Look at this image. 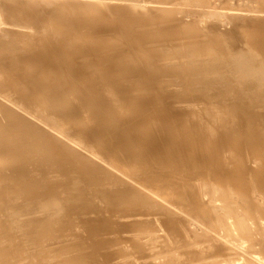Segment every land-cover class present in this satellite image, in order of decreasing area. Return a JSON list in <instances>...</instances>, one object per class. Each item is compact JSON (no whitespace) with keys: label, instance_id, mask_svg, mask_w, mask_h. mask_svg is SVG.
<instances>
[{"label":"bare ground","instance_id":"bare-ground-1","mask_svg":"<svg viewBox=\"0 0 264 264\" xmlns=\"http://www.w3.org/2000/svg\"><path fill=\"white\" fill-rule=\"evenodd\" d=\"M133 1H135L134 3H133ZM133 1H125V0H0V25L1 24H7V25H10V27H12V26H15V27H19V28H17L18 30L16 31L17 33L19 32L20 33V40L19 39H16L17 37L15 36V38L13 37V36H11L10 34H9V32H10V30H9V32H7V34L6 33H3L4 31H2V33L3 34H0V48H1V50H0V200H2V202L3 201H6V200H8V199H11V198H13L14 196H16L17 198L18 197H20L21 195H20V193H22V194H29V195H27V196H29V197H39L40 198V196L41 195H45V194H48V196L49 195H53V196H51V197H48L45 201H44V203L45 204H48L49 206H47L46 207V205H45V209H44V207L42 208V206L40 205V204H33V206H31V204H30V206L31 207H29L28 209H27V206L24 208V209H26L27 210V212L28 213H36V212H40L41 213V216H42V218H44L45 217V219H43V220H36L35 218L36 217H38V216H40V215H38V216H33V217H31V218H28L27 217V214L24 216V217H27L28 218V220L26 219V218H24V219H26V220H24V221H27V222H22L21 220H22V218H21V222H19V224L21 225L20 227H24L22 230H21V232H24L23 230H26V231H30L31 233H29V232H27V234L29 233V234H32V233H35V234H33V236L35 237V238H38V239H44V241L45 242H47V240L48 239H52L53 237L52 236H54V238L56 237V240H57V238L58 237H60L59 236V234H63L65 231H66V228H65V231H63V233H62V230L58 227V231H59V229L61 230V231H59V234L57 235V230H56V228H57V223L59 224V226L60 225H62V229L64 230V227L63 226H68V224L70 225L71 224V222L69 221L68 222V224L65 222L66 220H60V218L62 217V216H64V215H62L61 214V206L59 205V204H61V203H59L58 202V199L59 198H57L56 196H54V195H57V191H56V189L55 188H53V189H51V191H45V192H43V190L41 189L40 190V188H42L43 186L42 185H44V184H42L41 186H39L40 188L39 189H37V191L36 190H34V189H36L35 187H31V188H29V185L31 184V180H29V182H30V184H29V182H28V184H27V179H26V184L24 183V182H22L23 183V185L25 184V185H27L28 186V189L26 190L25 188H23V186H22V184L20 183V180L19 181H17L16 180V178L15 177H12V175L8 172V167H11V166H13V165H11V164H13L14 163V165H15V162L14 161H17L18 160V158H20L21 156H22V154H19L18 153V151L17 150H15L14 149V147H17V146H15V144H17V140H18V142H20L21 141V143H26V136L24 137V135H21L20 134V136L17 138V139H15L14 138V136H13V134H10V132H9V130H8V128H6V126L4 127V124H6V125H11V126H14V123L17 121V123H20V124H22V125H24V126H27L28 127V129L29 128H31L32 129V131H31V134L33 135L34 134V136H37L36 134H39L41 137H42V139H44L43 140V142H39V143H37V142H35V143H37V144H39L40 146L38 147V146H36V145H33V144H31V142H27L25 145L26 146H28L27 148H23L22 149V152H24V151H30V152H32V153H38L39 155H40V157L43 159V160H45V161H48L49 163H50V165H53V164H56L57 162L55 161V163L53 162L54 160H58V162H61L62 163V165H64V166H66V173L65 174H67L68 175V177L70 176L71 178H73L74 179V175H77V177L76 178H78V179H76L75 181L76 182H78V180H80V178H81V176H85V174L87 173V169H90V171L91 170H93L94 172L96 171V173H101L102 175L104 174V175H106V177H108V179H109V182L111 181L112 183H115V184H119V183H121V185H122V188L123 189H121L120 191L117 189V188H119L118 187V185H117V187H116V191H119V192H121L122 190H124V191H122V193L121 194H116V193H118V192H116L115 193V191H114V194L118 197V196H123L124 197V199H127L126 197H130L131 198V196L134 198L133 200H132V202L133 201H135V200H137L138 202H142L143 204L145 203V204H147V205H150L149 207H154V208H156V209H158V210H160V208L163 206V205H165L166 206V210H167V207H169L168 208V211H170V205H172V203L169 205V204H167V205H169V206H167L165 203L166 202H164V204H162L160 201L161 200H159V197L161 196H159V192H157V191H159V189H162V191H163V193H164V190L163 189H166L167 191H168V193L169 192H171L173 195H175V197H177V198H179V199H182L183 200V198L184 199H186V200H190V199H188V197H191V194L190 193H193L192 192V190H193V188H195V186L196 185H194L193 183V187L191 186V184H189V182H190V178H189V180H187L186 178V181H184V180H182V179H180L182 176L184 177L185 175H187V169L188 168H186L185 169V171H186V174H183L182 176H180V178L178 179V177H179V175H181V172H177V174L178 173H180L179 175H177L176 173H173L174 175H170V174H168L169 172H171V170H173L174 172H176L175 171V169H173V168H175L176 166H174V165H176V162L174 163V165H173V168L172 169H170L169 171H167L166 169H163L162 167H164L165 165L163 164L164 162L163 161H165L166 159H168L169 158V155H168V153H170V152H166L167 153V155H165V154H162V151L165 149V148H167L166 147V145L169 143V140H168V143L166 142V145L165 146H161L162 145V143H160V141H162L163 142V139L162 140H160V141H158L160 144V146L162 147V151L160 152V151H158V153L160 152L162 155H165V156H168V158H166L165 156H164V158H162V156H160L159 154H157V156L159 155L160 157V162H163V163H157L158 162V159H157V156H155V159L157 160H154V161H150V163L151 162H153V164H154V162L155 163H157V164H163V166H161V170H159L160 168L158 167V166H160V165H158L157 166V168H159V169H157V168H153V170L151 169V171L152 172H154V171H157V170H159V171H157L156 173H152V174H148L147 176H145L144 178H145V180H143V179H140V178H137L136 177V175H131V174H133L132 172H135V174L137 173L138 175H140L139 174V171H140V169L144 172V170L143 169H145V168H147V165L149 164V162H147L148 164L147 165H145L146 164V161L148 160V159H146V161H142V159H139V158H134V156L137 154H142L143 152L145 153V152H147V153H150V151L151 152H153L154 151V149H151V150H148V149H146V151H143L144 149H145V147H143V149L141 150V148L140 147H142V146H140L141 145V142L142 141H144L143 139L141 140V139H139V141L141 140V142L139 143V146L138 147H136L135 145L138 143L137 142V140L138 139H136L138 136H139V133H143V134H141V137L140 138H142V137H145V138H147L148 136H147V132H146V136H144V132H143V129H145V127L144 128H142L141 129V132H132V131H129V128H128V126H126L127 128L126 129H128L127 130V133H129V134H131V132L133 133L132 135H137V137L136 138H134V137H132V140H129V139H127V141H126V138H125V126H123L124 127V132H120L121 134L123 133V135H125V136H123V137H121V139H120V135L121 134H119V133H115V135H117V136H119V140H118V142L120 141V140H122V138H124L125 140H123L122 142H125V143H127L128 142V140L129 141H131V145H134V144H132V142H133V138H134V141H135V139H136V141H135V150L134 151H136L135 152V154L134 155H132V156H130L131 154H132V152H134V151H132L133 149H132V147H131V150H130V152H131V154L129 155V153H122V151H124V149H123V147L125 148V152H129V150H127L126 149V144L124 143V144H122L121 146H120V144L118 145L117 143H116V141L114 142L115 144H111V141H109L110 140V138H111V140H113V138L115 137V136H112V133L113 132H111L110 133V135L108 134V136L110 137L108 140L106 139V134L104 133L105 131H103V129H104V125L105 124H101L103 127V129L101 130L100 128H99V123H101L100 122V120L102 119V118H104V117H102L101 116V119H99L100 117L96 114L97 113V111H100V108L99 107H97L96 105H95V103L94 102H92V103H94V104H92V103H90V102H88V100L89 99H87L86 98V100L83 98V96L81 95V94H79L80 92H81V88H83L84 86H82V84H79V86L81 85L82 87L80 88L79 87V95H81L82 96V98L85 100V103L86 102H88L87 104H86V107L85 106H83V104L81 105V106H83V107H85V109H86V112L85 113H87V114H83V117H80V115L82 114V112H81V114L79 115V112L80 111H78V109L76 110V109H73V108H77V106H72V104L71 103H69V105H70V107L72 106L73 108V110L70 112V111H68L69 113H67V110H66V108H69V107H66V105H68L67 103H68V101H70V100H72V103H73V99L74 98H76L77 97V95L74 97L73 95L74 94H72L71 95V93H73V92H71L72 91V89H74V88H72V87H75V85H73V83H72V87H71V85L70 84H67V85H69V88L71 87L72 89L69 91V92H71L69 95H71V97H70V99L68 100V98H67V96H66V98H67V100H66V98L64 97V95H65V93H66V91H65V93H63L64 92V90H66L67 88H68V86L66 87V86H64V89H63V92H62V90H59V87H60V85L59 86H54V87H52L51 85H50V82H51V80L49 81V79H51V77L53 76V75H51L53 72H58L57 73V75H55L54 74V76H53V78L55 79H57V83L58 82H60V81H63L64 80V82L63 83H65V80L67 79L66 78V76H67V73L69 72V74H70V70H73V68L70 66V68L71 69H69V67H68V69H66V71L64 70L65 69V64H66V61H69V59L70 58H67V56L69 57V55L70 54H68V52L67 53H65L64 51V49H67L68 50V47H69V45H67L66 44V40L65 39H67L66 38V35H65V33H64V29H65V24H66V22H68V20L69 19H71L72 17H74L75 18V20L76 21H78L80 24H78V26L79 27H83V29L82 30H85V28L87 27L88 29H90L89 31L91 32V38H90V40L92 41V43H94L95 45L94 46H96L94 49H95V54H96V52L97 51H100V56H102L101 58L99 57V56H94V58L95 59H91V58H93V57H90L88 54H89V52L87 51V48H88V45L85 47L86 49H83L82 48V52H83V54L84 55H88L89 57H90V59L92 60H88L89 59V57H88V61H89V64H91V66H93L92 68L94 69V70H92V71H94L96 74H95V78L92 76V78H94V79H96V81H97V86L99 85L100 87H105V89L106 88H108V91H109V94H110V90L112 91L111 93H113L114 92V94H117V93H120L121 94V92H126V93H123L122 95H120V97L121 96H123L124 94H126V98L128 97V96H130V95H127V93L129 94V93H133V94H131L133 97L134 96H136L137 95V97H139V99L137 100V97H136V99H134L132 96V98H130V99H126V101H124L125 100V98H124V100H120L119 98H117V100H116V98L114 99L115 100V103L113 102L112 104H110V100L107 102L106 100L105 101H103L104 99V97H102L103 95H101L102 93H94V94H98V95H101V97H97V99L98 98H102L101 100V104L103 105L104 103H102V102H107V103H109L108 105L110 106V105H112L114 108H116L117 109V111H118V109H120V110H122L123 108H122V106H124V108L125 109H123L125 112L128 110V108H130V107H134L135 108V106H138V105H143L144 106V104L142 103V102H140V95H147L146 93H148V92H151L152 90L151 89H154V90H156L157 92H158V90L157 89H165L164 87V85H167V83L166 84H164L163 85V87H162V85H161V83L159 84V85H153V82H155L154 81V78H153V80L152 79H150V77H157V78H161V76H164V74H168V75H179V77H181V79L183 80V83H185L184 81H186V79H187V81H188V78H189V82H193V83H195V82H198L197 81V79L199 78V77H197V79L195 78L196 76H198L199 74H195V77L194 78H191V77H193V76H191L190 75V72L192 71V68H196L195 66L197 65V67L199 66V67H203V68H205V69H202V68H196L197 69V71L200 73V71H202V70H206V69H208L207 71H208V74H209V68H210V70L211 69H213L214 71H216V70H220L221 68H222V66L224 65H226L225 67H227L228 68V66H227V64L228 65H230L229 64V62L228 63H226L225 64V61L226 60H229V61H232V63H231V65L233 64L234 65V63H236L235 61H238V63L239 64H241V66H239L240 67V69H244V67H243V63H244V65L245 66H247V67H249L250 69H252L254 72H252L254 75H256L257 76V78H258V80H259V78H260V80H259V82L261 81V80H263L261 77L263 76L264 77V0H133ZM133 4H132V3ZM68 8H71V11H72V8L74 9V10H76V12L74 11H72L73 13H71L70 11H66V10H68ZM241 8H245L246 10H238V9H241ZM187 10H192V13H193V10L196 12V14H192V15H189V13L191 14V12H187ZM40 12V13H39ZM70 12V13H69ZM198 13H200V14H198ZM216 16H219L220 18H217ZM72 21H74L73 19H72ZM115 21H117V22H115ZM210 21H213L214 22V25H208V22H210ZM75 22V21H74ZM200 23H205V24H200ZM43 24V25H42ZM75 24V23H74ZM12 25V26H11ZM6 26V25H5ZM76 26V25H75ZM8 27V26H7ZM240 27H242V28H240ZM238 28H240V29H242V30H239ZM2 29V28H1ZM10 29V28H9ZM30 29H32V30H30ZM35 29V31H33ZM67 29H69V28H67ZM71 29V28H70ZM5 30H7V29H5ZM81 30V29H80ZM80 30L78 31V32H80ZM13 31V30H12ZM30 31H33V33L32 32H30ZM66 31V30H65ZM69 31V30H68ZM6 32V31H5ZM14 32V31H13ZM82 32V31H81ZM0 33H1V31H0ZM69 33H70V31H69ZM73 34V33H72ZM68 35V34H67ZM18 36V37H19ZM70 36V35H69ZM35 37V38H34ZM68 37V36H67ZM80 37V38H79ZM76 40H79V41H82V43H84L83 41H85L84 40V38H83V35H81L80 33H79V35H77L76 37ZM22 39V40H21ZM19 40V41H18ZM64 40H65V42H64ZM23 41V42H22ZM25 41V42H24ZM75 41V40H74ZM41 42V43H40ZM64 43H65V45H67V48H66V46L64 45ZM76 44V43H75ZM74 43H73V45L71 46V47H74V45H75ZM70 45H71V43H70ZM79 45V44H78ZM77 44H76V46H78ZM86 45V44H85ZM81 47H82V45H80ZM92 46V45H91ZM70 47V48H71ZM90 47V46H89ZM92 48V47H91ZM76 49V48H75ZM79 49V48H78ZM70 51L72 50V49H69ZM81 50V49H80ZM88 50H89V48H88ZM92 50H93V48H92ZM86 51H87V53H86ZM74 52H76V50L74 51ZM81 52V51H80ZM67 55H65V54ZM86 53V54H85ZM91 53V52H90ZM262 53V54H261ZM72 54V53H71ZM75 54V53H74ZM92 54V53H91ZM87 55L85 56V58H87ZM72 56V55H71ZM74 56V58H73V60L75 59V55H73ZM72 56V57H73ZM177 56V57H176ZM77 57V59L79 58V55L78 56H76ZM82 57V56H81ZM177 59H176V58ZM83 58H84V56H83ZM83 58H82V61H83ZM84 58V61L86 60ZM19 60H23V61H25V62H19ZM79 60V59H78ZM170 60H173V62H169ZM87 61V62H88ZM91 61V62H90ZM233 61H234V63H233ZM241 61V62H240ZM18 62H19V64H20V66L19 65H17L18 64ZM78 62H81V61H78ZM87 62H85V63H87ZM15 63H17V64H15ZM21 63H23V64H21ZM25 63V64H24ZM84 63V62H83ZM85 63H84V65H85ZM17 65V69L15 68L16 66L15 65ZM68 64V63H67ZM81 64H82V62H81ZM88 64V65H89ZM238 64V65H239ZM21 65H22V68H23V70L21 69ZM25 67H27V68H25L24 69V66ZM230 65V67H229V69H228V72H229V70L231 71L232 69H234L235 67V65H236V67L238 68V66H237V64H235L233 67L234 68H232V66ZM18 66H19V68H18ZM66 66H68V65H66ZM75 66V65H74ZM78 67L80 66V65H77ZM76 66V67H77ZM88 67V66H87ZM86 67V68H87ZM246 67V70L248 69ZM67 68V67H66ZM79 68H81V67H79ZM91 68V67H90ZM91 68V69H92ZM226 68V69H227ZM231 68V69H230ZM82 69H83V67H82ZM191 69V70H190ZM195 69V70H196ZM224 69V68H223ZM250 69H249V71H250ZM16 70H18V71H16ZM20 70H22V72L23 73H21V71ZM74 70H75V68H74ZM73 70V71H74ZM88 70V69H87ZM194 70V69H193ZM234 70H236V69H234ZM251 70V71H252ZM29 71H31V73L29 72ZM77 71V70H76ZM79 71V70H78ZM196 71V72H197ZM220 71H222V69L220 70ZM219 71V72H220ZM224 71V70H223ZM227 71V70H226ZM240 71V70H239ZM239 71H236L237 72V74H238V72ZM248 71V70H247ZM251 71H250V74L249 75H252V73H251ZM67 72V73H66ZM75 72V71H74ZM80 72V71H79ZM193 72V71H192ZM195 72V73H196ZM203 72V71H202ZM201 72V76H200V79L202 78V76L203 75H205V72H203L202 73ZM219 72H217V73H219ZM236 72H234L235 73V76H237L238 77V75H236ZM241 72V71H240ZM239 72V73H240ZM244 72V70L242 71V73ZM30 73V74H29ZM85 73V72H84ZM211 73V72H210ZM223 73V72H222ZM24 74V75H23ZM50 74V75H49ZM160 74V75H159ZM212 74H214V72L213 73H211V74H209L210 76L212 75ZM227 75L226 76H229V78L230 79H228V80H230V84H228V81H227V84L228 85H226V88L227 89H229V91H227V92H231V94L230 93H228L229 95H230V97H232L233 96V94H232V92L234 93L235 92V89H236V87H235V89H234V86L237 84V83H235V82H239L238 80H240L241 81V79H243V80H247L248 81V79H245L246 78V76L248 75H246V74H244L245 75V78H235V79H233V80H231V74H232V71H231V74H228V73H226ZM74 75V74H73ZM82 75V74H81ZM209 75H206L207 77L209 76ZM217 76L219 75V74H216ZM215 75V76H216ZM221 75V74H220ZM223 76H225L224 75V73L222 74ZM221 75V76H222ZM248 75V76H249ZM253 75V76H254ZM173 76H171V78H173ZM205 76V77H206ZM209 76V78L208 79H210L211 77ZM213 76V75H212ZM214 76V79L216 78L217 79V81H218V78H219V76L218 77H215ZM223 76L221 77L222 79H226L227 77H224L223 78ZM243 75H240V77H242ZM247 76V77H248ZM253 76H251V77H253ZM72 77V76H71ZM88 77V76H87ZM165 77V76H164ZM178 77V78H179ZM232 77H234L233 76V74H232ZM250 77V76H249ZM250 77V78H251ZM66 78V79H65ZM69 78V77H68ZM78 78V77H77ZM84 78V77H83ZM89 78H90V76H89ZM156 78V79H157ZM163 78V77H162ZM165 78H167V77H165ZM161 79L162 80V82H165L168 78H170V77H168L167 79ZM171 78L170 79H168V80H170L171 81ZM178 78H177V81H179L180 80V78H179V80H178ZM192 80H191V79ZM220 78V79H221ZM253 78H255V76L253 77ZM256 78V79H257ZM76 79V78H75ZM75 79H74V81H75ZM185 79V80H184ZM196 79V80H195ZM199 79V80H200ZM202 79H204V78H202ZM201 79V80H202ZM207 79V78H206ZM206 79H204V81L201 83V85L202 84H204V83H206V82H208L209 84H211V82H209L208 80L205 82V80ZM213 79V80H214ZM221 79V81H223ZM73 80V79H72ZM87 81H89L90 79H86ZM86 80H83L82 81V78H81V82H84L85 84H87V83H89V82H92V81H89V82H87L86 83ZM158 80V79H157ZM164 80V81H163ZM173 80V79H172ZM193 80H195V82L193 81ZM212 80V79H211ZM210 80V81H211ZM227 80V79H226ZM242 80V81H243ZM255 80V79H254ZM254 80H249V81H254ZM67 81V80H66ZM69 81H71L70 79H69ZM174 81V80H173ZM175 81H176V79H175ZM176 81V82H177ZM186 81V82H187ZM215 82H214V85H215V83H217L216 82V80H214ZM220 81V80H219ZM244 81V83H246ZM54 82V84H55V81H53ZM167 82V81H166ZM169 82V81H168ZM175 82V83H176ZM191 82V84H193ZM213 82V81H212ZM252 82L250 83L251 85H252ZM256 82H258L257 80H256ZM264 82V81H263ZM52 83V82H51ZM69 83V82H68ZM157 83V82H156ZM155 83V84H156ZM159 83V82H158ZM182 83V82H181ZM188 83V82H187ZM200 83V82H199ZM207 83V84H208ZM220 83V82H219ZM219 83H217L216 85H217V87L219 88V86H218V84ZM222 83H224V81L222 82ZM222 83L221 84H219L220 86H223L222 85ZM240 83V82H239ZM238 83V84H239ZM248 83V82H247ZM254 83V82H253ZM261 83V85L260 86H262V88H263V90H264V87H263V83L262 82H260ZM60 84V83H59ZM173 84V83H172ZM177 84V83H176ZM176 84H174V85H176ZM198 84V83H197ZM207 84H204V85H206L207 86ZM256 84V83H255ZM254 84V85H255ZM53 85V84H52ZM57 85V84H56ZM62 85H65V84H62ZM61 85V86H62ZM89 85V84H88ZM91 85V84H90ZM169 85H170V83H169ZM183 85V84H182ZM180 85L181 87V89H182V87L183 86H186V84L185 85ZM188 85V87H189V90H188V92H186L185 90H184V92H182L184 95H187V96H189L188 94H189V92H191L190 91V89H194V88H196V87H194V85L196 86V84H193V86H190V84L188 83L187 84ZM214 85H213V83H212V85H210V86H213V88H214ZM216 85H215V87H216ZM244 85H246V84H244ZM244 85H243V87H244ZM96 86V87H97ZM176 86H178L179 87V84H177ZM206 86L204 87V86H202V87H204V89H203V91L205 92V89H206ZM210 86L208 87L209 89H210ZM240 86V85H239ZM238 86V87H239ZM249 86V85H248ZM248 86H247V88L246 89H248ZM260 86H259V89H260ZM65 87H66V89H65ZM78 87V84H76V88ZM89 87H92V86H89ZM95 87V88H96ZM100 87H99V89H98V87L96 88V89H98V90H100L101 91V89H100ZM169 87V86H168ZM171 87V86H170ZM187 87V88H188ZM200 87V86H199ZM196 88L195 90H197V89H200V88ZM237 87V88H238ZM253 87H255V86H253ZM257 88H258V83H257V86H256ZM62 88H63V86H62ZM86 88V87H85ZM85 88H84V91L86 92L87 90H85ZM93 88V87H92ZM94 88V89H95ZM174 88H175V86H174ZM183 88H185V89H187L186 87H183ZM206 89V91L207 90H209V89ZM212 88V87H211ZM212 88V89H213ZM218 88H217V90H218ZM221 88V87H220ZM226 88H222L221 90H226ZM251 88H252V86H251ZM261 88V89H262ZM53 89H55V90H53ZM61 89V88H60ZM168 89V88H167ZM167 89H166V91H167ZM173 89V88H172ZM172 89H170V91H172ZM179 89V88H178ZM178 89H176L177 91H178ZM239 89H242V88H240L239 87ZM243 89H245V87L243 88ZM254 89V88H253ZM261 89H260V91H261ZM69 89H67V91H68ZM75 91H77V89H74ZM91 90L92 89H90L89 90V92H91ZM169 90V89H168ZM220 90V91H221ZM234 90V91H233ZM237 90V89H236ZM249 90H251V91H256V89L255 90H252V89H248V91ZM84 91H82V93L84 92ZM104 90H103V88H102V91L101 92H103ZM106 91V90H105ZM104 91V92H105ZM107 91V92H108ZM162 91H164V90H162ZM169 91V92H170ZM174 92H177V91H175V90H173ZM181 91H183V89L181 90ZM180 91V92H181ZM202 91V92H203ZM210 91H212V90H210ZM209 91V92H210ZM219 91V90H218ZM237 91H240V90H237ZM257 91H258V89H257ZM17 92V93H16ZM19 92V93H18ZM106 92V93H107ZM173 92V93H174ZM179 92V93H180ZM204 92L201 94V95H203L204 94ZM214 92L216 93L217 91L214 89ZM222 92V91H221ZM226 92V91H225ZM152 93V92H151ZM159 93H160V90H159ZM172 93V94H173ZM178 93V92H177ZM192 94L194 93V91H192L191 92ZM199 93H201V89H200V92ZM198 93V94H199ZM206 93H208V91L206 92ZM214 93V94H215ZM222 93H224V91L222 92ZM241 93V92H240ZM257 93V92H256ZM258 93H259V91H258ZM257 93V94H258ZM261 93V92H260ZM66 94H68V93H66ZM84 95H85V93H83ZM87 94L89 95V94H91V93H88L87 92ZM108 94V93H107ZM113 94V95H114ZM139 94V95H138ZM157 94V93H156ZM165 94H168L167 92L165 93ZM194 94H196V93H194ZM209 94V93H208ZM210 94H212V95H214L212 92L210 93ZM209 94V96H208V98L207 99H205V97L204 96H200L199 98L200 99H202L201 97H203L204 98V100H208V102H211V100H209L210 98L209 97H211L212 95H210ZM219 94V93H218ZM217 94V96H219ZM225 94V93H224ZM239 94V93H238ZM261 94H264V92L263 93H261ZM261 94H258V95H261ZM79 95H78V97H79ZM106 94H104V96H105ZM118 95V94H117ZM151 95V94H150ZM149 95V96H150ZM157 95H159V94H157ZM164 95V94H163ZM171 95V94H170ZM197 95V94H196ZM232 95V96H231ZM73 96V97H72ZM81 96H80V98H79V100L80 101H82L81 99ZM91 96V95H90ZM107 96V95H106ZM110 96H111V94H110ZM148 96V95H147ZM152 96H153V94H152ZM161 97H162V94L160 95ZM173 96H174V94H173ZM173 96L171 97V98H173ZM180 96H182L181 94H180ZM193 96H195V95H193ZM239 96H240V94H239ZM238 96V97H239ZM255 96V97H254ZM262 97L264 96V95H261ZM69 97V96H68ZM87 97V96H86ZM94 97V96H93ZM156 97V96H155ZM170 97L168 98L169 100H172V99H170ZM177 97H178V94H177ZM191 97V96H190ZM198 97V96H197ZM220 97H221V99H227V97H228V95H227V97L225 98V97H223L222 95H220ZM220 97H219V100H220ZM229 97V98H230ZM233 97H235V95L233 96ZM237 97V98H238ZM242 97V94H241V96L239 97V100H240V98ZM246 97V95H244V98ZM262 97H260V98H262ZM88 98H90V97H88ZM106 98V97H105ZM107 98H109V97H107ZM106 98V99H107ZM112 98H114V97H112ZM122 98V99H123ZM144 98V97H143ZM142 98V99H143ZM145 98H147V97H145ZM144 98V99H145ZM152 98V97H151ZM157 98H158V96H157ZM164 98H166V96H164ZM188 98V97H187ZM194 98H196V97H194ZM194 98H193V100H194ZM213 98H214V100H212V101H214L215 102V99H218V98H216V97H214L213 96ZM212 98V99H213ZM228 98V99H229ZM236 97H235V99H237ZM246 98H248V97H246ZM250 98H251V96H250ZM253 98L254 99H258L259 98V96H258V98L256 97V95H253ZM4 99V100H3ZM77 99V98H76ZM94 98H92L91 99V101L93 100ZM97 99H94L95 100V102H98V103H100L99 101H100V99H98V101H97ZM110 99H111V97H110ZM133 99V100H132ZM143 99V100H144ZM160 99V98H159ZM163 99V98H162ZM162 99H160L161 101H163ZM191 99V98H190ZM231 99H233V98H231ZM78 100V99H77ZM142 100V101H143ZM160 100H158V101H160ZM165 100H167V99H165ZM203 99H202V103H203V101H204ZM238 99H237V101H239ZM243 99H241V101H242ZM246 99H244V101H245ZM248 100H249V98H248ZM263 100H264V98H263ZM80 101H76L77 102V104L80 102ZM90 101V100H89ZM113 100L111 99V102H112ZM146 101V100H145ZM148 101V100H147ZM156 101V100H155ZM157 101V102H158ZM229 101V100H228ZM228 101H227V103H228ZM235 101V100H234ZM233 101V102H234ZM243 101V102H244ZM255 102H256V100H254ZM154 102V101H153ZM168 102V101H167ZM171 102V101H170ZM188 101H186V103H187ZM196 102H198V101H195L194 103H196ZM199 102H201V101H199ZM216 102H220V104H221V100L220 101H216ZM216 102H215V104L214 103H212L213 104V106H215V105H217L218 106V104H216ZM232 101H229V104L232 106H230L231 108H235L236 107V105H237V103H236V105H234L235 104V102H234V106L232 105V103H233ZM248 102V101H247ZM254 102V105L257 103H260L259 101H257L256 103ZM261 102H262V100H261ZM80 103H83V101L82 102H80ZM80 103H79V105L78 106H80ZM145 103V105L147 104L146 102H144ZM149 103V102H148ZM151 103V102H150ZM159 103V102H158ZM162 103V102H161ZM165 103V102H164ZM172 103V102H171ZM175 103H176V101H175ZM184 103V102H183ZM186 103H184V104H186ZM193 103V102H192ZM191 103V104H192ZM207 103V102H206ZM239 103V102H238ZM242 103V102H241ZM240 103V104H241ZM244 103H246V102H244ZM264 103V102H263ZM115 104V105H114ZM168 104V103H167ZM179 104V103H178ZM199 104V103H198ZM197 104V106L198 107H196V108H199V106H201V104L200 105H198ZM209 104H211V103H209ZM225 104V106L227 107V108H229L228 106H229V104L227 105L226 104V102L224 103ZM243 104V103H242ZM241 104V105H242ZM248 104H249V102H248ZM251 104V103H250ZM261 104V103H260ZM68 105V106H69ZM74 105H76L75 103H74ZM142 105H141V107H142ZM148 105V104H147ZM146 105V106H147ZM152 105H153V103H152ZM162 105V104H161ZM168 105H170V104H168ZM175 105V104H174ZM182 105V104H181ZM193 105V104H192ZM241 105H237L238 107L240 106V108H241ZM244 106L245 105H247V103L246 104H243ZM252 105V104H251ZM262 105H264V104H262ZM262 105H259L258 106V108L261 106L262 107ZM98 106H101V105H99L98 104ZM109 106L108 107H106V109H105V111L103 112V114L105 113V114H107L106 113V110H110V109H107V108H109ZM112 106H110V108H111V111L113 110L112 108ZM116 106H119V107H121V108H119V107H116ZM180 106V105H179ZM186 106H188V105H186ZM209 106V105H208ZM211 106V105H210ZM209 106V107H210ZM213 106H212V109L211 108H207V109H211V111H216V112H218L219 111V109H218V107L220 106L221 107V105H219L218 107L217 106H215V107H217V109L218 110H214V108H213ZM222 106H223V104H222ZM82 107V110L84 109ZM126 107H127V110H126ZM150 107H152L151 109H154V107L153 106H151L150 105ZM149 107V108H150ZM155 107H156V105H155ZM158 107H160V105L158 106ZM184 107H185V105H184ZM191 107V106H190ZM194 107V106H193ZM204 107V106H203ZM243 107V106H242ZM264 107V106H263ZM81 108V107H80ZM79 108V109H80ZM101 108H103V110H104V108H105V104H104V107H102L101 106ZM139 108H140V106H139ZM139 108H137L136 107V109L137 110H139ZM144 108V107H143ZM148 108V109H149ZM179 108V107H178ZM181 108H182V106H181ZM192 108V107H191ZM205 108V107H204ZM226 108V109H227ZM239 108V109H240ZM247 108V107H246ZM249 108V107H248ZM248 108L246 109L247 111L245 112L246 113V115H247V117L248 118H253L254 116L253 115H251V111L254 113V111L253 110H251L250 108V111L248 110ZM256 108H257V105H256ZM71 109V108H70ZM116 109H114L113 111H115ZM131 109V108H130ZM142 109V108H141ZM157 109H159V108H157L156 107V110L155 111H157ZM170 109V108H169ZM172 109V108H171ZM200 109H203V108H200ZM222 109V108H221ZM220 109V110H221ZM223 109H225V107L223 108ZM230 109V108H229ZM238 109V108H237ZM239 109H238V111H236L237 112V114L239 113ZM245 109V108H244ZM244 109H243V112H244ZM81 110V109H80ZM120 110L118 111V112H120ZM133 110V109H132ZM143 111H146V110H144V109H142ZM154 110H153V112H154ZM162 110H163V108H162ZM164 110H165V105H164ZM177 110V109H176ZM186 110V109H185ZM194 110H195V108H194ZM206 110V109H205ZM228 110V109H227ZM227 110H222V111H226V113H227ZM233 110V109H232ZM231 109L229 110L230 112L232 111ZM85 111V110H84ZM124 111L122 112V113H124ZM129 111H131V110H129ZM139 111H141V110H139ZM150 110H147V113L149 112ZM159 111H160V113L161 112H165V111H161V107H160V109H159ZM178 111V110H177ZM189 111V110H188ZM199 111V110H198ZM197 111V112H198ZM201 111V110H200ZM207 111V110H206ZM221 111V112H222ZM228 111V113H230ZM234 111H235V109H234ZM232 112V113H230V114H232L233 115V113H235V112ZM100 112H102V111H100ZM116 112V111H115ZM118 112H117V114H118ZM120 112V114H118L120 117L122 116V117H124V119H123V122H124V120L126 121V119H125V116L124 115H122V113ZM128 112V111H127ZM138 111H135V113L136 114H138L137 113ZM142 112V111H141ZM158 112V111H157ZM174 112V111H173ZM180 112H181V110L180 111H178V113L180 114ZM183 112V111H182ZM196 112V113H197ZM209 112V111H208ZM220 112V111H219ZM249 112V114L251 115H249V114H247ZM109 113V115H108V118H106V119H108V120H111V119H109V117H112V114L114 113H110V111L108 112ZM133 113V112H132ZM135 113H133V114H135ZM140 113V112H139ZM147 113H145L146 115L145 116H147L148 114ZM150 113H152V112H149V114ZM155 113V112H154ZM163 113L162 114H160L161 116L163 115ZM166 113V112H165ZM177 113V112H176ZM195 113V114H196ZM203 113V112H202ZM202 113H200V115L202 114ZM207 112H205V114H206ZM242 113V112H241ZM240 113V114H241ZM102 114V113H101ZM105 114L103 115V116H105ZM110 114H111V116H110ZM128 113H126V115H127ZM141 114H144V113H141ZM158 113H155V115H157ZM168 114V113H167ZM173 114V113H172ZM194 114V113H193ZM204 114V115H205ZM212 114V113H211ZM219 114V113H218ZM218 114H216V115H218ZM224 114V113H223ZM222 114V115H223ZM236 114V113H235ZM92 115H94V116H92ZM118 115H116L117 117H118ZM150 115H152V114H150ZM149 115V116H150ZM175 115V114H174ZM197 115V117L199 116V113H197L196 114ZM203 115V116H204ZM214 114H212L211 116H213ZM216 115H214V116H216ZM225 115V118L224 119H226L227 117V115H229V114H224ZM224 115H223V117H224ZM232 115L230 116V118L232 117ZM249 115V116H248ZM82 116V115H81ZM88 116H90V117H88ZM136 116V115H135ZM134 116V117H135ZM140 116H142V115H140ZM161 116H159V117H161ZM164 116V115H163ZM165 116H167V115H165ZM170 116V115H169ZM185 116V115H184ZM209 116H210V114H209ZM210 116V117H211ZM213 116V117H214ZM234 116H237V115H234ZM240 116V115H239ZM239 116H237V117H239ZM253 116V117H252ZM264 116V115H263ZM262 115H261V117H263ZM107 117V116H106ZM114 117V116H113ZM116 117V118H117ZM120 117H118L119 119H121ZM128 117H129V115H128ZM130 117H133L132 116V114L130 113ZM133 117V118H134ZM138 117H139V114H138ZM143 118H145L144 116H142ZM141 117V118H142ZM150 117H152V116H150ZM153 117H154V115H153ZM152 117V118H153ZM187 117V116H186ZM189 117V116H188ZM201 117V116H200ZM199 117V118H200ZM209 117V119H211ZM221 117V116H220ZM219 116H218V118H220ZM223 117L221 118L222 120H224L223 119ZM229 117V116H228ZM242 117V119L241 120H243V115L241 116ZM257 116H255V118H256ZM260 117V118H261ZM115 118V117H114ZM127 118V117H126ZM133 118H132V121H133ZM140 118V119H141ZM142 118V119H143ZM148 119H150L149 117H147ZM172 118H173V116H172ZM171 118V119H172ZM195 118V117H194ZM199 118H198V120H199ZM206 118H207V116H206ZM214 118H216V117H214ZM233 118V117H232ZM231 118V119H232ZM235 118V117H234ZM246 118V117H245ZM105 119V118H104ZM106 119L105 120H103V121H105V122H103V123H106ZM131 119V118H130ZM139 119V120H140ZM154 119V118H153ZM156 119V118H155ZM159 119H161V118H159ZM170 119V118H169ZM202 119H205V117L204 118H202ZM208 119V120H209ZM217 119V118H216ZM220 119V120H221ZM239 119V120H240ZM264 119V118H263ZM67 120H71V122L72 121H74V122H76L77 124H79L80 125V127H78L79 129L80 128H82V127H84V126H92L94 129H93V133L91 134V137H89L90 135L88 134L87 135V137H89L90 138V140H93L94 141V143L96 142V144H98V145H100L101 144V146L103 147V149L105 150V148H104V146H108V145H110V147L112 148V152H114V154L112 155V157H111V155H108L107 153H108V151L109 150H111V149H109L108 147L106 148V149H109L108 151H106L105 153L108 155V156H110L109 158L110 159H108V158H106V159H108L107 161H106V165H108V167H110V168H114L115 170H117L116 172H117V174L115 173V171L114 172H112L111 171V169L109 170V168L107 167V166H103V163H102V165L99 163L100 161H98V162H96L94 159H92L91 157H89L87 154H85L84 152H83V150L81 151L80 149H78V148H76L75 147V145L74 144H76V145H78V146H80L81 148H84L85 149V151H87L88 153H89V155L91 154V155H95V156H97V157H100L101 159L104 157V155H103V157H101L100 156V154H99V152L97 153V152H95V151H92L93 150V148L92 149H89V147L88 146H91V145H87V146H85L86 144L81 140H76L75 139V137L77 136H74V138H72L71 137V135H70V133L71 132H69V129L67 130V128H66V126H65V124L67 123ZM78 120H79V122H78ZM81 120V121H80ZM145 120L147 121V119L145 118ZM174 120V119H173ZM190 120H192V119H189V121ZM195 120V119H194ZM197 120V119H196ZM206 120V119H205ZM218 120L219 119H217L216 121H217V125H218V123L220 122H218ZM228 120V119H227ZM234 120V119H233ZM232 120V121H233ZM237 121H238V119H236ZM241 120H240V122H241ZM249 120V119H248ZM262 120V119H261ZM260 120V121H261ZM102 121V120H101ZM120 121V120H119ZM119 121L117 122V121H114V123H112L113 122V120H112V122H110V123H112L111 125L113 126H115L117 123L119 124ZM136 121L138 122V118H136V120H135V122H127L126 123V125H128V123H129V125L130 124H136L137 125V127L136 128H138V124L140 125L139 127H141L142 125L141 124H143V126H146V124L144 125V121H142L141 123L139 122L138 124L136 123ZM145 121V122H146ZM151 121V120H150ZM155 121V120H154ZM166 121V120H165ZM182 121V120H181ZM203 121V120H202ZM213 121H215V120H213ZM215 121V122H216ZM226 120H224V122H225ZM229 121H231V120H229ZM259 120H257V118H256V121L255 122H260ZM263 121V120H262ZM71 122L69 123L68 122V124H71ZM108 122V121H107ZM108 122V123H109ZM115 122H117L116 124H115ZM121 122V121H120ZM149 122V120L146 122L147 124H148V126H149V124H150V122ZM158 122V121H157ZM183 122V121H182ZM187 122V121H186ZM209 124L211 123V121L209 122V121H207ZM207 122H205V123H207ZM228 122V121H227ZM239 122V121H238ZM238 122H237V124H238ZM245 122V121H244ZM247 122V121H246ZM250 122H253V120H250ZM254 122V123H255ZM152 123V122H151ZM156 123V122H155ZM171 123V122H170ZM173 123H174V121H173ZM197 123V122H196ZM199 123L201 124V125H203L202 123H204V121L201 123V121H199ZM223 122L221 121V124H222ZM230 123V122H229ZM229 123H227V124H229ZM232 123H234V124H236L235 123V121L234 122H232ZM253 123V124H254ZM122 124H124V123H122L121 122V125ZM135 124L133 125V126H135ZM154 124V123H153ZM181 124V123H180ZM198 124V123H197ZM212 124V126L214 127V122L213 123H211ZM220 124V125H221ZM226 124V123H225ZM224 123H223V125L226 127H228L229 125H225ZM246 123H244L243 125L245 126V127H247L246 125H245ZM258 125H259V123H257ZM72 126L73 125H76V124H73V122H72V124H71ZM109 125V124H108ZM108 125H107V127H108ZM110 125V126H111ZM121 125H119L118 127H120L121 128ZM152 125V124H151ZM161 124H159V126H160ZM162 125H164V124H162ZM173 125V124H172ZM175 125H176V123H175ZM184 125V124H183ZM232 125V124H231ZM231 125H230V127H231ZM238 125H240V124H238ZM250 125H252V124H250ZM263 125H264V123H263ZM114 126H113V129H110V127H109V129H110V131L111 130H115L116 131V129L118 128L117 126V128H115L114 129ZM132 126V127H133ZM148 126H146V127H148ZM156 126V125H155ZM166 126V125H165ZM177 126H179V125H177ZM192 126V125H191ZM206 127L208 126V125H205ZM211 126V127H212ZM223 126V127H224ZM234 125H232V127H233ZM237 126V125H236ZM236 126H234V127H236ZM241 126H242V124H241ZM244 126H242V127H244ZM248 126H249V122H248ZM254 126V125H253ZM260 126H261V124H260ZM106 127V126H105ZM153 127V126H152ZM169 127H171V126H169ZM193 127H196V125H194ZM193 127H191V128H193ZM201 127V126H200ZM203 127H204V125H203ZM210 127V126H209ZM210 127V130L213 128H211ZM220 127V126H219ZM221 127H222V125H221ZM222 127V129L223 130H225L224 128ZM231 127V128H232ZM242 127H240V128H242ZM250 127V126H249ZM10 128V127H9ZM26 128V127H25ZM69 128V127H68ZM73 127H71L70 129H72ZM74 128H76L77 129V127L76 126H74ZM112 128V127H111ZM118 128L119 130H123V128ZM134 128V127H133ZM135 128V131L136 130H138V129H140V128H138V129H136ZM150 128H151V126H150ZM173 128H174V126H173ZM182 128V127H181ZM185 128H186V126H185ZM191 128H190V130H191ZM229 128V127H228ZM228 128L226 129V130H228ZM79 129H77V130H79ZM86 129V128H85ZM88 129V128H87ZM90 129H92V128H90ZM89 129V130H90ZM106 129H108V128H106ZM106 129H104V130H106ZM108 129V130H109ZM118 129H117V131H118ZM159 129V128H158ZM157 129V130H158ZM166 129H168V128H166ZM175 129H176V126H175ZM202 129V128H201ZM204 129H208L209 130V128H204ZM218 129V128H217ZM221 129V128H220ZM220 129H218V130H220ZM234 129V128H233ZM233 129H231V131H233ZM238 129L239 128H237V130H235V133H236V131H238ZM245 130L246 131V129H248V127L247 128H242V130ZM250 130H251V127L249 128ZM260 129V128H259ZM263 129V128H262ZM261 129V130H262ZM11 130V129H10ZM77 130H75V132L77 131ZM82 130H83V128H82ZM108 130H107V132L106 133H109L108 132ZM130 130H132V129H130ZM134 130V129H133ZM148 129H146V131H147ZM152 130V129H151ZM154 131H155V128L153 129ZM161 130V129H160ZM163 130V129H162ZM169 130V129H168ZM171 130H172V128H171ZM178 130V129H177ZM177 130H175V131H177ZM199 130V129H198ZM214 130H215V127H214ZM223 130H221V131H223ZM226 130H225V132L224 133H222V134H224V135H228L229 136V139L234 135V133H233V135L232 136H230V134H226ZM242 130H240L239 132H243V134H244V130L242 131ZM252 130H254L253 128H252ZM81 131V130H80ZM90 131H92V130H90ZM114 131V132H115ZM150 131V130H149ZM148 131V133H150ZM159 131V130H158ZM158 131H155V132H158ZM174 131V130H173ZM193 131H195L194 129H193ZM230 130H228L227 132H229ZM249 131V130H248ZM258 131V130H257ZM263 131V130H262ZM261 131V132H262ZM25 132H27V131H24V133ZM74 132V133H75ZM82 132H84V131H82ZM82 132H80L79 134H81ZM87 132H89V131H87ZM166 132V131H165ZM179 132H180V130H179ZM178 132V134H180ZM181 132H182V130H181ZM196 132V131H195ZM199 132V131H198ZM208 132V131H207ZM213 132V134H214V132L215 131H212ZM211 132V133H212ZM217 132V131H216ZM219 132V131H218ZM217 132V133H218ZM238 132V134L239 135H241L242 136V133L240 134ZM250 132V131H249ZM252 132H254V131H252ZM251 132V133H252ZM264 132V131H263ZM262 132V133H263ZM13 133V132H12ZM23 133V134H24ZM73 133V132H72ZM71 133V134H72ZM86 133V132H85ZM84 133V134H85ZM103 133L105 134V136L103 135ZM126 133V134H127ZM159 133V132H158ZM157 133V134H158ZM210 133V134H211ZM216 133V134H217ZM221 133V132H220ZM231 133V132H230ZM250 133V134H251ZM259 133V132H258ZM261 133V134H262ZM76 134V133H75ZM74 134V135H75ZM83 133H82V135H84ZM119 134V135H118ZM127 135L126 137L128 138V136H129V138L131 139V135ZM155 134V133H154ZM154 134H148V135H153L154 136ZM156 134V135H157ZM169 134V133H168ZM168 134H166V135H168ZM171 134H172V132H171ZM174 134H176V133H174ZM188 134V133H187ZM191 134V133H190ZM192 134H194V133H192ZM199 135H200V133H198ZM198 134H196V136H195V141L197 142V140H196V137H199V136H197ZM202 134H206V132L205 133H202ZM201 134V135H202ZM209 134V133H208ZM207 134V135H208ZM209 134V135H210ZM216 134H214L215 136H217ZM253 134H256V133H253ZM253 134H251V135H253ZM114 135V134H113ZM143 135V136H142ZM159 135H163V134H159ZM159 135H157V136H159ZM177 135V134H176ZM184 135H186L185 133H184ZM213 135V136H214ZM221 135V134H220ZM220 135H218V136H220ZM246 135H247V137H248V134L246 133ZM246 135H244V136H246ZM16 136H18V135H16ZM28 136V135H27ZM79 136V135H78ZM108 136H107V138H108ZM117 136H116V138H117ZM153 136H151V137H153ZM160 136V138H162ZM172 136H173V134H172ZM171 136V137H172ZM188 136V135H187ZM193 136V135H192ZM204 136V135H203ZM202 136V137H203ZM211 136V139L213 138L212 137V135H210ZM209 136V137H210ZM223 136V135H222ZM228 136H227V138H228ZM250 136V135H249ZM255 136V135H254ZM23 137H24V139H23ZM38 137V136H37ZM113 137V138H112ZM150 137V138H151ZM171 137H169V135H168V138L170 139ZM174 137H175V135H174ZM201 137V136H200ZM208 136H207V138L208 139H210ZM225 136H223V137H221V139L222 138H224ZM233 137H236V136H233ZM239 137V136H238ZM243 137V136H242ZM259 137V136H258ZM258 137H257V139H258ZM11 138V139H10ZM66 140H65V139ZM77 138V137H76ZM81 138V137H80ZM149 138V137H148ZM154 138H156V137H154ZM153 138V139H154ZM159 138V139H160ZM167 138V137H166ZM188 138H189V136H188ZM187 138V139H188ZM204 138H206V136H204ZM206 138V139H207ZM216 138H218V137H216ZM240 138V137H239ZM249 138V137H248ZM247 138V139H248ZM251 138V137H250ZM10 139V140H9ZM75 139V140H74ZM84 139H85V137H84ZM152 139V138H151ZM152 139V140H153ZM181 139V138H180ZM198 139V138H197ZM224 139H226V138H224ZM224 139H223V141H224ZM232 139V138H231ZM246 139V140H247ZM35 140V139H34ZM37 140H40L39 138L37 139ZM146 140V139H145ZM157 139H154L153 140V143L156 141ZM172 140L174 141L175 139H173V137H172ZM172 140H170V141H172ZM203 140V139H202ZM202 140H201V142H202ZM219 140V139H218ZM217 140V141H218ZM234 140H239V139H232V142L234 141ZM242 140H244V138L242 139ZM245 140V141H246ZM250 140V139H249ZM261 140V139H260ZM264 139L262 138V141H263ZM28 141V140H27ZM30 141V140H29ZM69 141L70 142H72V143H74L73 145L74 146H72V144H69ZM107 141H109V142H107ZM151 140H149V142H150ZM172 141V142H173ZM179 141V139L177 140V141H174V142H178ZM188 141V140H187ZM190 141V140H189ZM193 141V140H192ZM192 141H190V142H192ZM194 141V142H195ZM208 141V140H207ZM207 141H206V144H208L209 145V142H210V140L208 141V143H207ZM217 141L216 142H214V143H217ZM221 141V140H220ZM220 141H218V142H220ZM253 144H255L256 142H258L259 141V139H258V141H254V140H250ZM255 143H254V142ZM113 142V141H112ZM121 142V141H120ZM147 142H148V140H147ZM158 142H157V144H158ZM189 142V143H190ZM195 142V143H196ZM201 142H200V144H201ZM203 142H205V141H203ZM212 142V141H211ZM228 142H229V140H228ZM231 142V143H232ZM236 142H240V141H236ZM242 142V141H241ZM244 142V141H243ZM250 142V143H251ZM34 143V142H33ZM129 143V142H128ZM134 143V142H133ZM145 143H146V141H145ZM145 143L143 142V144L145 145ZM152 143V147L153 146H155L156 147V149L158 148L159 149V147L160 146H156L155 144H153ZM156 143V142H155ZM180 143H181V141H180ZM193 143V142H192ZM194 143V144H195ZM223 143V142H222ZM246 142H244L243 144H241V145H243V146H245L244 144H245ZM248 143V142H247ZM246 143V144H247ZM249 143V145H251ZM142 144V145H143ZM151 143H149V145H150ZM174 144V143H173ZM182 144V143H181ZM186 144V143H185ZM193 144V145H194ZM199 144V143H198ZM203 144V143H202ZM201 144V145H202ZM218 144V143H217ZM221 144V143H220ZM234 144L235 143H233L232 145H233V147H236L237 145H235L234 146ZM238 144V143H237ZM261 144V145H260ZM262 142H259V144L258 145H260L259 146V148H261V147H263L262 146ZM93 145V144H92ZM129 145V144H128ZM138 145V144H137ZM146 145H147V143H146ZM145 145V146H146ZM164 145V144H163ZM180 145V144H179ZM179 145H177L176 144V147H177V149L179 150L180 148H178V146ZM191 145V144H190ZM192 145V146H193ZM204 145V144H203ZM225 145H226V142H225ZM224 145V143H223V147L225 146ZM228 145V144H227ZM226 145V146H227ZM231 144H229L228 145V149H229V146H230ZM241 145H239V147L241 146ZM19 146V145H18ZM97 146V145H96ZM126 146V147H125ZM168 146V145H167ZM170 146V145H169ZM184 146V145H183ZM189 146V145H188ZM195 146V145H194ZM207 146V145H206ZM214 146H216V145H214ZM219 146V145H218ZM226 146H225V148H226ZM243 146H242V148H243ZM247 146H248V144H247ZM256 147H258L257 146V144L255 145ZM41 147V148H40ZM102 147H100V149L102 148ZM128 147H130V146H128ZM146 147H148V146H146ZM151 147V146H150ZM163 147H164V149H163ZM172 147H175V145L174 146H172ZM171 146H170V148L173 150V148H172ZM199 147H201V146H199ZM202 147H204V146H202ZM217 147V146H216ZM40 148V149H39ZM99 148V146L97 147V149ZM139 148V149H138ZM149 148V147H148ZM169 148V147H168ZM193 148V147H192ZM210 148V147H209ZM211 148H214L213 146L211 147ZM218 148V147H217ZM230 148H232V147H230ZM241 148V147H240ZM251 148V147H250ZM249 148V150L251 151L252 149H250ZM96 149V150H97ZM103 149H102V151H103ZM123 149V150H122ZM150 149V148H149ZM161 149V148H160ZM159 149V150H160ZM183 150H184V148H182ZM181 149V150H182ZM198 149V148H197ZM205 149V148H204ZM206 149H207V147H206ZM224 151L226 150V149H224V148H222ZM227 149V150H228ZM235 149V148H234ZM246 149H247V147H246ZM246 149L244 148L243 150H244V152L245 153H247L246 152ZM262 149V148H261ZM127 150V151H126ZM148 150V151H147ZM168 150V149H167ZM177 150V151H178ZM186 150H187V148H186ZM189 150V153H190V149H188ZM200 150H202V149H200ZM213 151L215 150V149H212ZM212 150H211V152H212ZM230 150V149H229ZM228 150V155L229 154H231V153H229V152H231V151H229ZM236 150H238V148L236 149ZM236 150H235V152H236ZM264 150V149H263ZM98 151V150H97ZM100 152H101V150H99ZM142 151V152H141ZM166 151V150H165ZM169 151H171L170 149H169ZM173 151H175L176 152V150H173ZM172 151V152H173ZM185 151V150H184ZM183 151V152H184ZM197 151V150H196ZM203 151H205L206 152V150H203ZM202 151V152H203ZM219 151H220V149H219ZM224 151L222 152L223 153V155H225V153H224ZM232 151H233V148H232ZM240 151V150H239ZM248 151V150H247ZM255 151H256V149H255ZM112 152H110L109 154H111ZM138 152H140V153H138ZM155 152V151H154ZM156 152H157V150H156ZM156 152H155V154H156ZM187 152V151H186ZM185 152V153H186ZM194 152V151H193ZM192 152V153H193ZM216 151H214L213 152V154L215 153ZM221 152V151H220ZM220 152H218V155H219V153ZM226 152V151H225ZM234 152V151H233ZM235 152H234V155H235ZM238 152V151H237ZM236 152V153H237ZM241 152H243V151H241ZM256 152H258V150L256 151ZM165 153V152H164ZM176 153H180V151L179 152H176ZM176 153H173V157H175L174 156V154H176ZM188 153V154H189ZM239 153V152H238ZM250 153V152H249ZM8 154H10L11 156H9V158H10V160H11V164H10V162H9V165H11V166H7V165H4V164H2V162L4 161V160H6L7 158L5 157V155H8ZM99 154V155H98ZM101 154H102V152H101ZM125 154H127V155H129L130 157H128V156H126ZM141 154H140V156H141ZM151 154H153V153H151ZM171 154V153H170ZM187 154V155H188ZM194 154V153H193ZM199 154V153H198ZM205 154V153H204ZM213 154H211L210 156H212ZM217 154V153H216ZM251 154V153H250ZM250 154H248L247 153V155H250ZM145 155H149V154H145ZM178 155H180V154H177V156ZM192 155V154H191ZM201 155H203V154H201ZM200 155V156H201ZM209 155V154H208ZM217 155V156H218ZM222 154L220 153V156H221ZM227 155V154H226ZM225 155V156H226ZM238 155V154H237ZM236 155V156H237ZM244 155H246V154H244ZM259 155V154H258ZM139 156V155H138ZM137 156V157H138ZM142 156H144V154L142 155ZM186 156V155H185ZM185 156H184V158H185ZM206 156V154L204 155V157ZM230 156H232V154L230 155ZM229 156V157H230ZM235 156V157H236ZM240 156V155H239ZM253 156H254V154H253ZM263 155L261 154V157H260V159L259 160H261V158H263L262 157ZM96 157V158H97ZM105 157H106V155H105ZM151 157V156H150ZM149 157V158H150ZM192 157H194V156H192ZM198 157V156H197ZM196 157V158H197ZM201 158L200 157V159H202L203 161H204V159L205 158ZM234 156H233V158H235ZM238 157V156H237ZM245 157V156H244ZM243 157V158H244ZM247 158H248V156H246ZM255 157V156H254ZM257 157V156H256ZM255 157V158H256ZM8 158V159H9ZM142 158V157H141ZM144 158H146V157H143V159ZM166 158V159H165ZM176 159H178V157H175ZM180 158V157H179ZM195 158V157H194ZM195 158V159H196ZM221 158V160L223 159V158H228L227 156L226 157H220ZM232 158V157H231ZM231 158H229V159H231ZM239 158V157H238ZM237 158V159H238ZM241 158V157H240ZM152 159H153V157H152ZM162 159H164L163 161H162ZM171 159V158H170ZM176 159H174V160H176ZM182 159H183V156H182ZM181 159V160H182ZM189 159H190V155H189ZM189 159H187V161L189 160ZM194 159V160H195ZM199 158H197L196 160L197 161H200V160H198ZM206 159H207V157H206ZM214 159V157L212 158V160ZM217 157H216V161H217ZM246 159V158H245ZM244 159V160H245ZM53 160V161H52ZM100 160V159H99ZM121 160H122V162H121ZM150 160H151V158H150ZM192 159H190V161H191ZM201 160V161H202ZM220 160V161H221ZM227 160V159H226ZM226 160H225V162H226ZM232 160V159H231ZM230 160V161H231ZM239 160V159H238ZM242 161V163L244 164V162H243V159H241ZM255 161H256V159H254ZM9 161V160H8ZM12 161H13V163H12ZM104 161H105V159H104ZM172 161H173V159H172ZM184 161V160H183ZM185 161H186V158H185ZM183 162L184 164L186 163V162ZM197 161H196V163H197ZM199 162V163H205L206 161H208L209 162V160H206L205 162ZM216 161L214 162H212V163H216ZM219 161V160H218ZM217 161V162H218ZM223 161L224 160H222V166L224 165L223 164ZM229 161V162H230ZM234 162L235 161H237L236 160V158H235V160H233ZM246 161V160H245ZM250 161H252V160H250ZM258 161V160H257ZM121 162V163H120ZM124 162V164H122ZM166 163L168 162L167 160L165 161ZM170 162H171V160L169 161V163H165L166 165H168L167 167H168V169H169V164H170ZM174 162V161H173ZM182 162V161H181ZM181 162H178L177 164H179V163H181ZM224 162V163H225ZM228 162V161H227ZM232 162V161H231ZM240 161H238V163H239ZM240 162V163H241ZM247 162V164L246 165H248L249 166V162L248 161H246ZM253 162V161H252ZM260 162H262V161H260ZM74 163V164H73ZM77 163V164H76ZM78 163H79V165L81 166H83V167H85L84 169L86 170V173H84V169H83V167L81 168L82 169V172L84 173V175H83V173H81L79 170H78ZM172 163V162H171ZM190 163H192V161L190 162ZM195 163V162H194ZM194 163H193V166H195L194 165ZM199 163H198V165H199ZM237 163V162H236ZM238 163H237V165H236V167L238 166L239 167V165H238ZM239 163V164H240ZM241 163V166L243 165ZM256 163H258V162H256ZM264 163V162H263ZM263 163H258V164H261V169H264V165H263V168H262V164ZM21 164H22V166H23V164H24V162L23 161H21V162H19V163H17V165H15L14 167H17V168H19V167H21ZM73 164V165H72ZM76 164V166H77V168H76V166H75V168H74V165ZM152 164V163H151ZM151 164H150V166L149 167H151ZM188 164H189V161H188ZM187 163H186V166L188 165ZM207 164V163H206ZM205 164V165H206ZM216 164H218V163H216ZM220 164V163H219ZM234 164V163H233ZM257 164V165H258ZM59 164H57V166H58ZM61 165V164H60ZM171 166H172V164H170ZM191 165V164H190ZM209 165H210V162H209ZM214 165V164H213ZM54 166V165H53ZM56 166V165H55ZM63 166V167H64ZM125 166H127L128 168H131L132 167V169H131V171L129 170V169H127V167H126V169H125ZM152 166H154V167H156L155 165H152ZM179 167H180V165H178ZM177 166V167H178ZM184 165L182 164V167H183ZM202 166V165H201ZM204 166V165H203ZM206 166H208V164L206 165ZM225 166V165H224ZM223 166V167H224ZM230 166H231V164H230ZM229 166V167H230ZM245 166V165H244ZM63 167H61V168H63ZM145 167V168H144ZM149 167H148V169H149ZM178 167V168H179ZM182 167H180V169L182 168ZM199 167V166H198ZM212 167V166H211ZM223 167H221V168H223ZM226 167H227V169H229L228 168V166L226 165ZM233 167H235L234 165H233ZM259 166H257L256 167V169L258 168ZM21 168H23V167H21ZM54 168V167H53ZM125 170H128L131 174L128 176V174H126V171H124V169ZM134 168V169H133ZM143 168V169H142ZM171 168V167H170ZM184 168H185V166H184ZM184 168H182V169H184ZM199 168H201V167H199ZM199 168H198V170H196L197 172L199 171ZM204 168V170L205 169H209V167H207V168H205V167H203ZM214 168V167H213ZM218 168V167H217ZM24 169H25V166H24ZM57 169H58V167H57ZM56 169V170H57ZM157 169V170H156ZM191 169H192V167H191ZM190 169V170H191ZM196 169V168H195ZM216 169V168H215ZM242 169H244V167L242 168ZM245 169L247 170V168H246V166H245ZM244 169V170H245ZM259 169V168H258ZM257 169V170H258ZM261 169H259L260 170V173H261ZM59 170H61V169H59ZM64 170H65V168H64ZM63 169H62V171H64ZM134 170V171H133ZM147 170V169H146ZM164 170H166V171H164ZM177 170V169H176ZM189 170V171H190ZM203 170V171H204ZM212 170V169H211ZM220 170V169H219ZM233 170H234V168H233ZM238 170H240V169H238ZM251 170V169H250ZM90 171L88 170V172L90 173ZM127 171V173H129ZM136 171H138V172H136ZM172 171V172H173ZM178 171V170H177ZM180 171V170H179ZM184 171V170H183ZM192 172L191 173H194V171L193 170H191ZM200 171H202V170H200ZM206 171V170H205ZM215 171V170H214ZM221 171V170H220ZM227 171V170H226ZM230 171H232V170H230ZM230 171H228V172H230ZM237 171V170H236ZM252 171V170H251ZM254 171H255V169H254ZM254 171H252V174H253V172ZM57 172H58V170H57ZM61 172V171H60ZM60 172H59V174H60ZM65 172V171H64ZM118 172H120L121 174H123V175H125V176H127V177H129L130 178V180H132L131 182H134L136 185H134V183L133 184H129V183H131L130 181H128L127 179L125 180V178H123L122 176H120L121 174H118ZM150 172V171H149ZM218 172V171H217ZM224 172V171H223ZM228 172H227V175H228ZM244 172V171H243ZM243 172H241V174L243 173ZM247 172H249L248 170H247ZM247 172H246V175H247ZM257 172H259V171H257ZM63 173V172H62ZM81 173V174H80ZM140 173H141V171H140ZM183 173V172H182ZM206 173V172H205ZM207 173H209V172H207ZM240 173V172H239ZM238 173V174H239ZM256 173V172H255ZM64 174V175H65ZM88 174V173H87ZM87 174H86V176H87ZM90 174H92V172L90 173ZM141 174H143V173H141ZM177 176H176V175ZM189 174V173H188ZM220 174V173H219ZM231 174V173H230ZM230 174L228 175V177H230ZM257 174H259V173H257ZM98 176H99V174H97ZM96 175V176H97ZM103 175V177H105ZM144 175V174H143ZM142 175V176H143ZM189 175H191V174H189ZM192 175H194V174H192ZM198 175H199V173H198ZM197 175V176H198ZM205 175V174H204ZM207 175V174H206ZM223 175V176H222ZM224 175H226V172L224 173V174H221V176H220V178H224ZM233 175H235L234 173H233ZM232 175V177H235V176H233ZM236 175H237V172H236ZM240 175V174H239ZM245 175V174H244ZM244 175H240V176H244ZM255 175V174H254ZM18 176V175H17ZM16 176V177H17ZM62 176V175H61ZM89 177L91 176V175H88ZM87 176V177H88ZM93 176H95L94 174H93ZM95 176V177H96ZM97 176V177H98ZM203 175H201V177H202ZM248 176V175H247ZM252 177H254L253 175H251ZM250 176V177H251ZM261 176H262V174H261ZM264 176V175H263ZM63 177V176H62ZM65 177V176H64ZM69 177V178H70ZM97 177H96V179H97ZM101 177V180H102V176H100ZM141 177V176H140ZM182 177V178H183ZM188 177V176H187ZM192 177H194V176H192ZM191 177V178H192ZM201 177H200V180H201ZM208 177V176H207ZM210 177V176H209ZM237 177H238V175H237ZM237 177H235V178H237ZM256 177V176H255ZM30 178V177H29ZM43 178H44V176H43ZM42 178V180L44 181V179ZM67 178V177H66ZM84 178H86V177H84ZM128 178V179H129ZM142 178V177H141ZM203 178V177H202ZM225 178H227V177H225ZM234 178V179H235ZM240 179H241V177H239ZM238 178V179H239ZM246 178V177H245ZM258 178H259V176H258ZM261 178H263V177H261ZM62 179V178H61ZM72 179V180H73ZM86 179H89L90 181H91V183L93 184V183H95L93 180H91V177L90 178H86ZM175 179H177L178 181H176ZM206 180H207V178H205ZM204 179V180H205ZM218 179V178H217ZM231 179V178H230ZM233 179V178H232ZM239 179V180H240ZM249 180H250V178H248ZM252 179V178H251ZM255 178H253V180H254ZM24 180V179H23ZM47 180V179H46ZM63 180V179H62ZM85 180V179H84ZM98 180V179H97ZM103 180L105 181V178H103ZM198 180H199V178H198ZM235 180H237V179H235ZM238 180V181H239ZM244 180H246V179H244ZM252 180V181H253ZM257 180V179H256ZM67 181V180H66ZM87 181V180H86ZM90 181H88V182H90ZM93 181V182H92ZM104 181L102 182V183H104ZM202 181H203V179H202ZM210 180H208V182H209ZM236 181L237 183H240V182H243V181ZM252 181H250V183L252 182ZM42 181H40L39 183H41ZM69 181H67L66 183H68ZM70 182H72V181H70ZM80 182H85V181H83V179H81L80 180ZM88 182H86V184H88ZM99 182H101L100 181V179H99ZM109 182H107V183H109ZM110 182V183H111ZM192 182H193V180H192ZM195 182V181H194ZM223 181H221L220 183H222ZM232 182V181H231ZM230 182V183H231ZM246 182V181H245ZM32 183H33V181H32ZM39 183H38V185H39ZM45 183V182H44ZM90 183V184H91ZM106 183V184H107ZM129 184V185H127V184ZM224 183V182H223ZM226 183V182H225ZM228 183V182H227ZM234 183V182H233ZM244 183V182H243ZM242 183V184H243ZM249 183V184H250ZM253 183H256V184H259V180L257 181V182H254L253 181ZM252 183V184H253ZM62 183H60L59 185L60 186H62L61 185ZM71 184V183H70ZM76 185L78 184V183H75ZM91 184V185H92ZM96 184H98V183H96ZM124 184H125V186H124ZM212 184H214V182H212ZM229 184V183H228ZM228 184H226V185H228ZM236 184V183H235ZM248 184V185H249ZM261 185H263L262 183H260ZM21 185V186H20ZM32 185V184H31ZM80 185H82V183H80ZM100 185V187L102 186L101 184H99ZM99 185H96L97 187L99 186ZM105 185V184H104ZM102 186V187H104V189L102 188V190H103V193L105 192L104 190H105V188L109 185H105V186ZM114 184H112L111 185V187L109 186V188H108V192H109V190H110V188H113L114 186H113ZM121 185H120V187H121ZM204 185V184H203ZM215 185V184H214ZM224 185V184H223ZM224 186L226 189L225 190H223L224 192H225V194H223L222 192H220V193H222L223 195H222V197L224 196V198L227 200V193L228 192H233L232 194H235V192L236 191H243L244 192V195L245 196H247L252 190H255L254 188H252L253 187V185L250 187V188H248L247 190H249V189H251L250 191H247V190H245V188H246V186H248V185H246L245 186V184H244V186H245V188H242V186L243 185H241V183H240V185H241V187H239V185H234V184H230V185H228V186ZM251 185V184H250ZM45 186V185H44ZM51 186V185H50ZM83 186L85 187V186H88V185H85V183H83ZM83 186H81V187H83ZM90 186V185H89ZM219 186V185H218ZM257 186V185H256ZM259 186V185H258ZM257 186V187H258ZM52 187V186H51ZM57 187V186H56ZM92 187H95L94 185L92 186ZM99 187V188H100ZM181 187V190L179 189ZM216 187H217V185H216ZM223 187V186H222ZM58 188H59V186H58ZM86 189V191H87V187H85ZM115 188V187H114ZM113 188V189H114ZM215 188V187H214ZM24 191H23V190ZM44 189V188H43ZM89 189H91L90 187H89ZM88 189V190H89ZM94 189V188H93ZM113 189H112V191H113ZM120 189V188H119ZM197 189V188H196ZM200 189V188H199ZM216 189V188H215ZM258 189V188H257ZM257 189H256V191H257ZM259 189L260 190H262L263 192H264V185L263 186H260L259 187ZM39 190V191H38ZM45 190V189H44ZM46 190H47V188H46ZM95 190L96 189H94V190H90L92 193H94L95 192ZM97 190H100L101 191V188L100 189H98L97 188ZM165 190V191H166ZM259 190V191H260ZM89 191V192H90ZM167 191H166V194H167ZM204 191V190H203ZM59 192V194H61L60 192H61V189L58 191ZM63 192V191H62ZM65 192H66V194H67V190H65ZM70 192V191H69ZM99 192V191H98ZM107 192V191H106ZM110 192H111V190H110ZM109 192V193H110ZM196 192V190L194 191V193ZM71 194H72V192H70ZM69 193V194H70ZM74 193V192H73ZM102 193V192H101ZM109 193H104V194H106L107 195V198H108V194ZM161 193V192H160ZM252 193H253V191H252ZM251 193V194H252ZM35 194H37V195H35ZM69 194H67V195H69ZM96 194V193H95ZM99 194V193H98ZM110 194H113V192L112 193H110ZM109 194V197L111 196V199H112V197H113V195H110ZM124 194H125V196H124ZM155 194V195H154ZM165 194V193H164ZM165 194V195H166ZM199 194H200V192H199ZM203 194V193H202ZM231 194V193H230ZM102 195L103 194H101V197H102ZM114 195V197H116ZM159 196V197H155V196ZM164 195V196H165ZM194 195V194H193ZM207 195V194H206ZM261 195V194H260ZM103 196H105V195H103ZM121 196V197H122ZM198 196H200V195H198ZM221 196V195H220ZM230 196V195H229ZM234 196V195H233ZM233 196H231V198L233 197ZM249 196L251 197V195L249 194ZM249 196H248V198H249ZM60 197V196H59ZM80 197H82V196H79V198ZM168 198H169V196H167ZM167 197H165V198H167ZM173 196L171 195V199H172V201H175V200H173L174 199V197L172 198ZM194 197H197V196H194ZM202 197V196H201ZM243 197V196H242ZM22 198V200H23V198H25V197H21ZM83 198V197H82ZM105 199H107L106 198V196L104 197ZM120 197H118V198H114V200L113 201H116L117 199H119ZM167 198V199H168ZM177 198H175L176 200H177ZM28 199V198H27ZM45 199V198H44ZM104 199V200H105ZM161 199H162V197H161ZM196 199V198H195ZM240 199V198H239ZM246 199V198H245ZM264 199V198H263ZM26 200V199H25ZM41 200V199H40ZM87 201L88 199H86V197H84L83 198V202H79L77 205H80V204H84L85 203V201ZM121 200H122V198L120 199V200H118L119 201V204H120V202H121ZM128 200V199H127ZM126 200V201H127ZM130 200V199H129ZM128 200V201H129ZM241 200V199H240ZM247 200V199H246ZM43 201V200H42ZM61 201V200H60ZM112 200L110 201L109 200V202H113ZM117 201V202H118ZM122 201H124V200H122ZM128 201H127V205L126 206H129V204L131 203V201H130V203H128ZM164 200L162 199V202H163ZM168 201V200H167ZM178 201V200H177ZM176 201V202H177ZM199 201V200H198ZM243 201V200H242ZM252 201H254V200H252ZM259 201V200H258ZM258 201H257V203H258ZM27 202V201H26ZM76 202H78V201H76ZM88 202V201H87ZM124 202H122L123 203V206L125 205L124 204ZM136 202V201H135ZM134 202V203H135ZM138 202H136V204L138 203ZM209 202V201H208ZM207 202V203H208ZM220 202V201H219ZM245 202V201H244ZM255 202V201H254ZM261 202V201H260ZM1 203V202H0ZM24 203H25V201H24ZM40 203V202H39ZM108 203V202H107ZM114 203H116V202H113V204ZM167 203H170V200H169V202H167ZM214 203V202H213ZM9 204V203H8ZM74 204V203H73ZM89 204V203H88ZM178 204V203H177ZM7 205V204H6ZM19 205V204H18ZM70 205V204H69ZM75 205V204H74ZM85 205V204H84ZM86 205H87V203H86ZM85 205V206H86ZM116 205L118 206V204L116 203ZM121 205V204H120ZM119 205V206H120ZM133 205H134V207H136V205L135 204H132L131 203V206L133 207ZM137 205H139V204H137ZM146 205V206H147ZM174 205H176L175 203H174ZM173 205V206H174ZM217 205V204H216ZM258 205H261V203L260 204H257V207H258V210H259V208L260 209H262V207L263 206H258ZM264 205V204H263ZM5 206V205H4ZM9 206V205H8ZM7 206V207H8ZM13 206H16V205H13ZM24 206V205H23ZM81 206V205H80ZM122 206V205H121ZM141 206H143L142 204H141ZM141 206H137V208L138 207H140V209L142 208ZM145 206V205H144ZM179 206V205H178ZM178 206H177V208H178ZM184 206V205H183ZM226 206V205H225ZM249 206V205H248ZM73 207V206H72ZM77 207H79V206H77ZM76 207V208H77ZM81 207H83V205L81 206ZM87 207V206H86ZM90 207H91V205H90ZM92 207H93V205H92ZM132 207L130 208L131 210H132ZM202 207V206H201ZM255 207H256V205H255ZM10 208V207H9ZM12 208V207H11ZM65 208H66V206H65ZM88 208V207H87ZM129 208V207H128ZM173 208V207H172ZM183 207H181V209H182ZM237 208V207H236ZM61 209V210H60ZM73 209V208H72ZM86 209V208H85ZM89 209V208H88ZM129 209V210H130ZM135 209V208H134ZM139 208H138V210H140ZM146 209V208H145ZM147 209H148V206H147ZM147 209H146V211H144V208L143 209H141V210H143L144 212H147ZM153 209V208H152ZM152 209H150L151 211V213H152V211L154 210H152ZM163 209H164V207H163ZM162 209V210H163ZM180 209V210H181ZM205 209H207L206 207H205ZM226 209V208H225ZM254 209H256V208H254ZM253 209V210H254ZM264 209V208H263ZM263 209H262V214H263ZM4 210H6L5 208H4ZM12 209H10V211H11ZM25 210V211H26ZM76 210H78V208L76 209ZM87 210V209H86ZM85 210V211H86ZM136 210V209H135ZM137 210V211H138ZM188 210V209H187ZM201 210H202V208H201ZM200 210V212L203 214H205V215H209V213L211 212H209L208 213V211L206 212V211H201ZM219 210V209H218ZM229 210H230V208H229ZM239 210H241V209H239ZM13 211V210H12ZM25 211H24V213H25ZM64 211V210H63ZM81 211H83V208H82V210ZM84 211V212H85ZM88 211V213H89V211H91V210H87ZM87 211H86V214H88L87 213ZM132 211H134V210H132ZM132 211H131V213H132ZM137 211L135 212V213H137ZM143 211H141V212H143ZM173 210L171 209V212H172ZM184 211H185V209H184ZM227 211V210H226ZM237 211V210H236ZM256 211V210H255ZM254 211V212H255ZM18 212H19V210H18ZM23 212V211H22ZM79 212V211H78ZM77 212V213H78ZM133 212V213H134ZM139 212V211H138ZM156 212H157V210H156ZM160 212H161V210H160ZM159 212V213H160ZM199 212V213H200ZM220 212V211H219ZM224 212V211H223ZM249 212V211H248ZM257 212V211H256ZM259 212V211H258ZM261 212H259L258 214H260ZM1 213V212H0ZM6 213V212H5ZM9 213V212H8ZM69 213V212H68ZM76 213V214H77ZM82 213V212H81ZM81 213H79V214H81ZM148 213H149V209H148ZM155 212H153L152 214H154ZM158 213V214H159ZM165 213H167L166 211H165ZM165 213L164 214H162L161 216H162V219H161V221H160V219H159V221L160 222H162L163 220H165L166 219V215H165ZM190 213V212H189ZM22 214V213H21ZM21 214H18L17 215V213H15V211H13L12 213H11V215L9 216V218H10V220L12 219L13 221H14V223H17V221L15 222V219L16 218H18V220L20 219L19 218V215H21ZM75 214V213H74ZM79 214H77V215H79ZM107 214V213H106ZM109 214V213H108ZM139 215H140V213H138ZM137 214V215H138ZM142 214V213H141ZM145 214V213H144ZM175 214H177V211L175 212ZM225 214H226V217H228V219H231V218H233V217H229L228 216V214L225 212ZM230 214V213H229ZM251 214H253V212L251 213ZM251 214L250 215H248L249 216V218L248 219H250L251 218ZM261 214V215H262ZM6 215H8V214H6ZM24 215V214H23ZM85 215V214H84ZM93 215V214H92ZM154 215H157L156 213L154 214ZM153 215V216H154ZM160 215V214H159ZM158 215V216H159ZM165 215V216H164ZM184 215V214H183ZM182 214H181V217H184ZM220 215V214H219ZM231 215V214H230ZM234 215V214H233ZM242 215V214H241ZM255 217L257 216V213H256V215H255V213L253 214ZM252 215V216H253ZM41 216H40V218H41ZM60 216V217H59ZM98 216H100V215H98ZM97 216V218H98V220L97 219H95V217H94V219L95 220H93V218H92V220L95 222V225L96 224H99L100 223V221L103 219H101V220H99L100 218ZM131 216H132V214H131ZM133 216L134 217H136V214L134 215L133 214ZM143 216V215H142ZM141 215L140 216H138V219L140 218V217H142ZM151 215H150V213H149V216L148 217H150ZM153 216H151V219H152V217ZM157 216V217H158ZM171 216H172V214H171ZM170 215L167 217L168 219H173V221L170 219L169 220V222H171L172 221V223L174 222V220H175V224H177L178 222H176V221H178V220H176L177 218H172ZM174 216V215H173ZM236 216V215H235ZM0 217H5L6 218V216H3V215H1ZM21 217V216H20ZM30 217V216H29ZM59 217V218H58ZM79 217H81V215L79 216ZM84 217V216H83ZM87 217H89V216H87ZM103 217V216H102ZM106 217H109V216H106ZM111 217H113V216H111ZM115 217V216H114ZM144 217H146V215L144 216ZM163 217H165L164 219H163ZM176 217H178V219L180 218L179 216H177L176 215ZM225 217V218H226ZM245 217H247V215L246 216H244L243 215V217L242 216H240V215H238V216H236V217H234L233 218V220H231L230 221V223L228 222L229 220L227 219V221H226V224L227 223H229V224H231L232 226H233V228L237 225V223H238V225H239V223H241L242 225H243V227H245V225L246 226H248V224H247V222H246V218ZM260 217V216H259ZM9 218H7V219H9ZM90 219H91V216L89 217ZM115 218H119V215L117 216V217H115ZM130 218V217H129ZM185 218V217H184ZM191 218V217H190ZM189 217L188 218H185L186 220V224L188 225L189 223L191 224L192 222H194V221H190L191 219H190ZM210 218V217H209ZM218 218H221V217H218ZM218 218H217V220H218ZM254 218V217H253ZM252 218V219H253ZM257 218H258V216L256 217V220H257ZM262 218V217H261ZM260 218V219H261ZM37 219H39V218H37ZM86 219H88V218H86ZM86 219H85V221H86ZM104 219H106V221H108L107 220V218H105V216H104ZM142 219L143 218H141V221H142ZM145 219V218H144ZM148 219L149 218H147V221H148ZM150 219V221L152 222V221H154V220H156L157 222H159L158 221V219H156V217L155 218H153V220H151ZM187 219H189V221L187 220ZM259 219V218H258ZM260 219L258 220V221H260ZM11 220V221H12ZM79 220V219H78ZM82 220V218H80V222H85V221H81ZM91 220V221H92ZM98 221V223H96L97 221ZM112 220V219H111ZM109 221V222H112V221ZM118 220H120V219H118ZM125 220V219H124ZM167 220V219H166ZM165 220V221H166ZM180 220V219H179ZM216 220V222H218ZM254 220H255V218H254ZM253 220V221H254ZM256 220L254 221V223L256 222ZM261 220H263V219H261ZM5 221H7V220H5ZM5 221H3L2 220V218H0V225H2L1 226V228L2 227H4V228H8V227H11V226H9V224H7L8 223V221H7V223L5 222ZM72 221V220H71ZM116 221V219H114L113 220V222H115ZM121 221V220H120ZM184 221V220H183ZM197 221H199V219L197 220ZM196 221V222H197ZM220 221H221V224L224 226V224H223V221H222V218L220 219ZM225 221V220H224ZM245 221V222H244ZM250 221V220H249ZM257 221V222H258ZM73 222V221H72ZM88 222V221H87ZM93 222V223H94ZM101 222H104V221H101ZM117 222V221H116ZM126 222V224H127V221H125ZM130 222V221H129ZM136 222V221H135ZM157 222H155L154 221V223H157ZM181 222H182V218H181ZM187 222H189V223H187ZM201 222V221H200ZM200 222H199V224H200ZM207 222V221H206ZM10 223H13V222H10ZM73 223H75V222H73ZM82 223V224H83ZM92 222H90V224H91ZM105 223V222H104ZM104 223H100V225H101V227L100 228H103L104 226H103V224ZM107 223V222H106ZM132 223V222H131ZM137 223V222H136ZM150 223V222H149ZM147 224V225H150V224ZM167 223H168V221H167ZM167 223H163V225L161 224V226L160 227H162V226H164V224H166L167 225ZM172 223H168V225H170V226H172L173 224ZM195 223V222H194ZM225 223V222H224ZM246 223V224H245ZM261 223V222H260ZM108 224V223H107ZM106 224V225H107ZM115 224H117V226L119 225V226H121V223H115ZM115 224H113V225H115ZM123 224V223H122ZM126 224H123L122 225V227H124V225H126ZM141 224V223H140ZM140 224H138L137 225V229L139 230L140 228H142V225H140ZM158 225H160L159 223H157ZM172 224V225H171ZM178 224H180V223H178ZM177 224V225H178ZM256 224V223H255ZM263 224V223H262ZM16 224H13V226H15ZM72 225V224H71ZM70 225V228L72 227L73 228V226H75V225H77V224H73V226H71ZM83 225H87V227H85V228H88V223H85V224H83ZM82 225V226H83ZM95 225L93 226V227H95ZM109 225H110V223L108 224V227H109ZM131 225V224H130ZM130 225L129 226H127L128 228H130ZM136 225V224H135ZM147 225H144V227L145 226H147ZM166 225H165V227H166ZM183 225H185V223L183 222ZM186 225V226H187ZM194 225V224H193ZM203 225L205 226V224L203 223ZM217 225H219V224H217ZM231 225H229V227L231 226ZM254 225V224H253ZM257 225H259V223L257 224ZM12 226V227H13ZM17 226V225H16ZM15 226V227H16ZM66 226V227H67ZM78 226V225H77ZM92 226V225H91ZM99 226V225H98ZM116 226V225H115ZM156 226V225H155ZM176 226V225H175ZM174 226V227H175ZM181 226H182V224H181ZM204 226H202L203 228H207V227H204ZM211 226V225H210ZM214 226V225H213ZM231 226V227H232ZM240 226V225H239ZM14 227V228H15ZM19 227V225L17 226V228ZM76 227V226H75ZM74 227V229L76 230V228ZM90 227V226H89ZM97 227V226H96ZM105 227H107V226H105ZM108 227H107V229H105V230H111L110 228H112V227H110L109 229H108ZM153 227V226H152ZM159 227V228H160ZM168 227V226H167ZM173 226H172V228H174ZM179 227V228H178ZM177 228L179 229V232L181 231L180 230V226H178ZM182 227H184V226H182ZM182 227H181V229H182ZM189 227H191L190 225H189ZM201 227V228H202ZM220 227V226H219ZM225 227V226H224ZM228 227V228H229ZM238 227V226H237ZM241 227V226H240ZM242 227V228H243ZM249 227V226H248ZM259 227H260V225H259ZM258 227V228H259ZM263 227V226H262ZM3 228V229H4ZM69 228V227H68ZM68 228H67V231H68ZM84 228V229H85ZM98 228V227H97ZM124 228H126V227H124ZM158 228V229H159ZM169 229L171 228V227H168ZM185 228V227H184ZM187 228H188V226H187ZM208 228H211V227H208ZM208 228H207V230H208ZM215 228V227H214ZM242 228H240V230L239 231H241V229ZM246 228V227H245ZM244 228V229H245ZM257 228V229H258ZM74 229L73 230H69V231H73V234H75V232H74ZM90 229V228H89ZM114 229H115V227H114ZM118 230H121L122 228H120L119 229V227L117 228ZM116 229V231L118 232V230ZM127 229V228H126ZM132 229H134L133 228V225H132ZM136 229V228H135ZM156 229V228H155ZM163 229V228H162ZM162 229H160V230H162ZM167 229V228H166ZM165 229V231H167L168 232V230L169 229H167L166 230ZM176 229V228H175ZM220 229V228H219ZM239 229V228H238ZM244 229H242L243 231H242V233H244ZM1 230V229H0ZM18 230V229H17ZM31 230H33V232L31 231ZM86 230V229H85ZM98 230H99V228H98ZM100 230H102V229H100ZM100 230L98 231V232H100ZM123 230V229H122ZM125 230V229H124ZM129 230V229H128ZM177 230V229H176ZM185 230H186V228H185ZM192 230H194V228L192 229ZM192 230H191V232H192ZM202 230L203 229H199V232L198 233H200V231L202 232ZM221 230V229H220ZM246 230H248V228H246ZM245 230V232L247 233V231ZM250 230V229H249ZM4 231H6V229H4ZM3 231V232H4ZM25 231V232H26ZM54 231V232H53ZM66 231V232H67ZM69 231H68V233H69ZM86 231H88V230H86ZM90 231V230H89ZM108 231V232H109ZM156 231V230H155ZM171 232H172V230H170ZM173 233H177V232H175V230L173 229ZM188 231H189V228H188ZM196 231H198V230H196ZM203 231H205V229L203 230ZM210 231V230H209ZM229 231H231V232H233L234 233V231H232L231 229H229ZM20 232V233H21ZM61 232V233H60ZM65 232V233H66ZM102 232V231H101ZM115 233V230L114 231H112V233ZM120 232V231H119ZM135 232V231H134ZM160 232V231H159ZM187 232V231H186ZM207 232V231H206ZM213 232V231H212ZM256 232H257V230H256ZM260 232V231H259ZM8 233V232H7ZM16 233V232H15ZM19 233V234H20ZM67 233V234H68ZM72 233V232H71ZM70 233V234H71ZM90 233V232H89ZM91 233H93V232H91ZM97 233V232H96ZM104 233V232H103ZM160 233H162V232H160ZM164 233V232H163ZM162 233V234H163ZM180 233H182V231L180 232ZM203 233V232H202ZM201 233V234H202ZM208 233V232H207ZM207 233H204V234H207ZM210 233V232H209ZM221 232H219V234H220ZM223 233V232H222ZM230 233V232H229ZM228 233V234H229ZM233 233H231V234H229V236L231 237V238H234L233 237ZM264 233V232H263ZM3 234V233H2ZM1 234V235H2ZM23 234V233H22ZM22 234H20V235H22ZM27 234H24L25 236L27 235ZM97 234H100V233H97ZM106 235H108L107 233H105ZM140 234V236H141V233H139ZM148 234V233H147ZM154 234V233H153ZM165 234H168V233H165ZM164 234V235H165ZM179 234V233H178ZM187 234V233H186ZM186 234H184V235H186ZM197 234V233H196ZM200 234V235H201ZM250 233L248 232V234H245V235H249ZM257 234V233H256ZM8 235H9V233H8ZM24 235H23V237H24ZM64 235V234H63ZM96 235V234H95ZM103 235V234H102ZM112 235V234H111ZM137 235V234H136ZM155 235H158V234H156L155 233ZM159 235H161V234H159ZM158 235V236H159ZM164 235H162V237L164 236ZM169 235V234H168ZM168 235H166V236H168ZM170 235H172V234H170ZM182 235V234H181ZM184 235H183V237H184ZM192 235H193V233H192ZM208 236L210 235V234H207ZM206 235V237H208ZM211 235H213V237H214V234L213 233H211ZM224 235V234H223ZM226 235V234H225ZM225 235L223 236L224 238H225ZM238 235H240V234H238ZM28 236V235H27ZM32 236V235H31ZM58 236V237H57ZM65 236V235H64ZM63 236V237H64ZM75 236V235H74ZM76 236H77V233H76ZM88 236V238L87 239H89V234L87 235ZM93 236V235H92ZM104 236V235H103ZM120 236V235H119ZM154 236V235H153ZM158 236H156V237H158ZM174 236V237H173ZM188 236V235H187ZM193 236H195V234L193 235ZM197 236V235H196ZM205 236V235H204ZM217 236V235H216ZM1 237V236H0ZM3 237V236H2ZM7 237V236H6ZM20 237V236H19ZM34 237H32V239L34 238ZM62 237V236H61ZM78 237V236H77ZM97 237V236H96ZM100 237V236H99ZM99 237H97V238H99ZM108 237V236H107ZM126 237H127V235H126ZM155 237V236H154ZM154 237H153V239H154ZM161 237V238H162ZM169 237H171V236H169ZM172 237L176 240V238L175 237H179V235H172ZM171 237V238H172ZM182 237V238H183ZM202 237V238H201ZM206 237H203V234H202V236H200L199 238L200 239H204V238H206ZM211 237V236H210ZM219 237V236H218ZM226 237H227V235H226ZM246 237V236H245ZM262 237H263V235H262ZM12 238V237H11ZM22 238V237H21ZM25 238V237H24ZM23 238V239H24ZM69 238V237H68ZM91 238V237H90ZM93 238V237H92ZM97 238H95V239H97ZM105 238V237H104ZM104 238H101L102 240L104 239ZM109 238V237H108ZM118 238V237H117ZM138 238V237H137ZM170 238V239H171ZM173 238L171 239V240H173ZM180 238V237H179ZM178 238V239H179ZM192 238V237H191ZM196 238V237H195ZM194 237H193V240L195 239ZM220 238V237H219ZM223 238V239H224ZM249 238V237H248ZM8 239V238H7ZM13 239V238H12ZM26 239V241H25V243H26V246H27V244H29V243H31L32 244V241L31 242H29V239H31V237L29 238V237H26L25 238ZM31 239V240H32ZM83 239V238H82ZM86 239V240H87ZM101 239H99V241H102ZM111 239V238H110ZM109 239V240H110ZM132 239V238H131ZM157 240L156 241H158V239H160V238H156ZM167 239H168V237H167ZM198 239V238H197ZM211 241H212V239L211 238H209ZM223 239L221 240V238H220V243H221V241H223ZM226 239V238H225ZM6 240V239H5ZM5 240L3 241V239L1 240V241H3V242H5ZM34 241H35V239H33ZM37 240V239H36ZM85 239H83V241H84ZM84 241V242H86V243H84V244H87V241ZM106 241H107V238L105 239ZM105 240H103L104 242H105ZM138 240V239H137ZM148 240V239H147ZM162 240H163V238H162ZM165 240H166V238H165ZM191 240V239H190ZM190 240L188 239V241L190 242ZM193 240H191V241H193ZM196 240V239H195ZM194 240V244H196L195 241ZM208 240V239H207ZM216 240H219V239H216ZM235 240V239H234ZM11 241V240H10ZM49 241V240H48ZM57 241H59V240H57ZM98 241V240H97ZM98 241V242H99ZM103 241H102V243H103ZM116 241V240H115ZM118 241V240H117ZM140 241V240H139ZM168 241V240H167ZM167 241H162V243L163 242H166L167 243ZM179 241L180 242H184V240H182L181 241V239H179ZM187 240L185 239V242H186ZM225 241H227V240H225ZM245 241V240H244ZM9 242V241H8ZM23 242V241H22ZM39 242V241H38ZM42 242V241H41ZM44 242V243H45ZM51 242V241H50ZM54 242H56V241H54ZM60 242V241H59ZM92 242V241H91ZM94 242V241H93ZM95 242H96V240H95ZM98 242H96V243H98ZM109 242V241H108ZM108 242H106V243H104V244H108ZM128 242V241H127ZM158 242H160V241H158ZM169 242H170V240H169ZM168 242V243H169ZM174 242V241H173ZM172 242V243H173ZM178 242V241H177ZM177 242H176V244H177ZM184 242V245L183 244H181V245H183V246H189V244L188 245H185L186 243ZM198 242H202L203 243V241L202 240H200L199 241V239H198ZM197 242V243H198ZM206 242V241H205ZM210 242V241H209ZM209 242H207L208 244H209ZM212 242H214V238H213V241ZM217 242V241H216ZM215 242V243H216ZM257 242H258V240H257ZM264 242V241H263ZM262 242V243H263ZM43 243V242H42ZM57 243V242H56ZM90 243V242H89ZM88 243V244H89ZM95 243V244H96ZM101 243V244H102ZM140 243V242H139ZM141 243H143V241L141 242ZM154 243H155V241H154ZM165 243V244H166ZM171 243V242H170ZM169 243V244H170ZM171 243V244H172ZM193 243V242H192ZM211 243V242H210ZM223 243V242H222ZM226 243H228V242H226ZM252 243V242H251ZM250 243V244H251ZM2 244V243H1ZM7 244V243H6ZM41 244V243H40ZM46 244V243H45ZM52 244V243H51ZM69 244H71V243H69ZM69 244H67L68 246L66 247V248H70V249H72L71 248V245H69ZM87 244V245H88ZM94 244V250H93V252L94 251H96V245ZM100 244V243H99ZM101 244L100 245H98V247H100L101 246ZM103 244V245H104ZM113 244V242H111V245ZM144 244H145V242H144ZM151 244V243H150ZM157 244V243H156ZM155 244V245H156ZM160 244H161V242H160ZM170 244V246H171V248L170 249H173L174 247L172 246ZM179 244V243H178ZM207 244V245H208ZM217 244H219V243H217ZM229 244V243H228ZM231 244V243H230ZM264 244V243H263ZM2 245H4V244H2ZM34 245V244H33ZM38 245V244H37ZM65 245V244H64ZM73 245V244H72ZM87 245L85 246V247H83L84 249H87V251H86V253L88 252V247H90V250H91V246H88L87 247ZM92 245V244H91ZM143 245V244H142ZM155 245H151V246H155ZM158 245H159V243H158ZM167 245V244H166ZM175 245V244H174ZM181 245L179 246V245H177V246H179V247H181ZM200 245V244H199ZM203 246L202 247H204V244H202ZM210 245V244H209ZM214 244L212 243V245H210V247H206V243H205V248H206V251H207V249L209 248H212L213 247V249H215L214 247H215V245L213 246ZM224 245V248H225V244H223ZM223 245H221V248H222V246ZM1 246V245H0ZM39 246H41L42 247V245H39ZM63 246V245H62ZM108 246V245H107ZM106 246V247H107ZM124 246V245H123ZM136 246V245H135ZM144 246V245H143ZM146 246V245H145ZM148 246H149V244H148ZM150 246V247H151ZM160 246V245H159ZM177 246H176V248L175 249H177ZM191 246V245H190ZM212 246V247H211ZM219 246H220V244H219ZM254 246V245H253ZM8 247V246H7ZM13 247H14V245H13ZM31 247V246H30ZM33 247V246H32ZM35 247V246H34ZM33 247V248H34ZM44 247V246H43ZM47 247V246H46ZM65 247V246H64ZM64 247L62 248V250H64ZM74 247V246H73ZM87 247V248H86ZM112 247V246H111ZM117 247V246H116ZM115 247V248H116ZM122 247V246H121ZM132 247V246H131ZM156 247H158L157 245H156ZM178 247V248H179ZM196 247V246H195ZM195 247L193 246V248L195 249ZM199 247V246H198ZM250 247H252L251 245H250ZM3 248H4V246H3ZM27 248V251H28V247H26ZM53 248V247H52ZM60 248V247H59ZM59 248H56L58 251L60 250ZM76 248V247H75ZM78 248H79V246H78ZM101 248H103V246L101 247ZM104 248H105V246H104ZM104 248H103V250H104ZM118 248V247H117ZM147 248V247H146ZM153 247H151V249H152ZM163 248V247H162ZM162 248H159L160 250V252H161V250L163 251L164 249H162ZM164 248H166V247H164ZM167 248H168V246H167ZM168 248V249H169ZM183 248V247H182ZM181 248V249H182ZM190 248V247H189ZM188 248V249H189ZM191 248H192V246H191ZM192 248V249H193ZM201 248V247H200ZM200 248H199V250H200ZM236 248V247H235ZM239 248V247H238ZM243 248V247H242ZM21 249V248H20ZM45 249V248H44ZM55 249V248H54ZM53 249V250H54ZM93 249V248H92ZM106 249V248H105ZM108 249H111L110 247H108ZM135 249V248H134ZM151 249H149V250H147V251H149V253L151 252ZM157 249V248H156ZM168 249H167V251H168ZM191 249V250H192ZM194 249L192 250L193 252H194ZM196 249H197V247H196ZM202 249V248H201ZM208 249V250H209ZM219 248H216V250H214L213 252H219V250H218ZM225 249H227V248H225ZM250 249H252V250H254L253 249V247L252 248H250ZM37 251L39 250V249H36ZM49 250V249H48ZM56 250V251H57ZM74 250V249H73ZM72 250V251H73ZM133 250V249H132ZM191 250H185L184 252H190ZM199 250H195L197 253H198V251ZM218 250V251H217ZM1 251L2 250H0V256H1ZM4 251V250H3ZM22 251H23V247H22ZM32 251H34V250H32ZM31 251V252H32ZM36 251V252H37ZM46 251V250H45ZM74 251H77V250H74ZM153 251V250H152ZM165 251V250H164ZM163 251V252H164ZM183 251V250H182ZM203 251H204V249H203ZM210 251V253H211V249L209 250ZM208 251V252H209ZM220 251H222V249L220 250ZM5 252H7L6 250H5ZM49 252H51L50 250L46 253V254H48ZM52 252H54V251H52ZM51 252V253H52ZM92 252V250L90 251V253ZM99 252V251H98ZM101 252V251H100ZM110 252H113V251H111L110 250ZM124 252H126V251H124ZM156 252H158V250L156 251ZM170 252V251H169ZM184 252H182L183 253V255H185L184 254ZM201 252V251H200ZM205 252V251H204ZM205 253V254H208V256L210 255V253ZM216 252L215 253H212V254H216ZM229 252V251H228ZM227 252V253H228ZM250 252V251H249ZM252 252V251H251ZM255 252V251H254ZM253 252V253H254ZM261 252V251H260ZM38 253V252H37ZM39 253H40V251H39ZM59 253V252H58ZM89 253V252H88ZM103 253V252H102ZM121 253V252H120ZM146 253V252H145ZM162 253V252H161ZM173 253V252H172ZM179 253H180V251L178 252V255H179ZM182 253H180L181 255H182ZM195 253V252H194ZM220 253V252H219ZM218 253V254H219ZM5 254V253H4ZM43 254H45V252L43 253ZM45 254V255H46ZM61 255L63 254V252L62 253H60ZM68 254V253H67ZM94 253H91V255H93ZM95 254H96V252H95ZM97 254H99V253H97ZM112 254V253H111ZM111 254H108V255H111ZM129 254V253H128ZM135 254V253H134ZM138 254V253H137ZM153 254V253H152ZM155 254V253H154ZM169 254V253H168ZM177 254V253H176ZM187 254V253H186ZM190 254H192V252L190 253ZM211 254V255H212ZM252 254V253H251ZM255 254V253H254ZM32 255V254H31ZM40 256H42L41 254H39ZM38 255V256H39ZM56 255V254H55ZM74 255V254H73ZM76 255V254H75ZM90 254H89V256H91ZM106 251H105V256L104 257H106ZM107 255V256H108ZM193 256H195L194 254H192ZM192 255H189V256H191L192 257ZM201 255H204V253L202 252V254H199V258L201 257ZM210 255V256H211ZM222 255V254H221ZM226 255V254H225ZM253 255V254H252ZM262 255V254H261ZM5 256V255H4ZM10 256V255H9ZM44 256V255H43ZM48 256V255H47ZM50 256V255H49ZM52 256V255H51ZM50 256V258H52ZM63 256H64V254H63ZM119 256V255H118ZM134 256V255H133ZM187 256V255H186ZM189 256H187V257H189ZM197 256V255H196ZM195 256V257H196ZM206 257L205 258H207L208 256L207 255H205ZM209 256V257H210ZM231 256V255H230ZM251 256V255H250ZM254 256V255H253ZM6 258L8 257L7 255L5 256ZM4 257V258H5ZM35 257H36V255H35ZM46 257V256H45ZM45 257H44V259L43 258H41L42 260H43V262L45 261H47L46 259L48 258H46L45 259ZM54 257V256H53ZM70 257V256H69ZM69 257H67V258H69ZM94 257V256H93ZM100 257V256H99ZM154 257H156V255L154 256ZM187 257H185V260H184V262L186 261H190L191 262V260H195V259H191V258H187ZM222 257H224L223 255H222ZM263 257H264V255H263ZM2 257H0V264H2V259H1ZM37 258H39V257H37ZM55 258V257H54ZM57 258V257H56ZM61 259H62V257H60ZM67 258H65V261H66V259ZM92 258V257H91ZM96 258V257H95ZM95 258H93V259H95ZM98 258V257H97ZM102 258V257H101ZM135 258H136V256H135ZM152 258V257H151ZM173 257H171V258H169L170 260L172 259ZM180 258V257H179ZM189 259V260H187V259ZM197 258V257H196ZM203 258V257H202ZM201 258V259H202ZM204 258V259H205ZM217 258V257H216ZM245 258H247V256L245 257ZM251 258V257H250ZM53 259V258H52ZM60 259V260H61ZM70 259H71V257H70ZM70 259H68L67 261H71ZM73 259V258H72ZM100 259V258H99ZM103 259V258H102ZM107 259V258H106ZM109 260H111V261H113L114 259H115V257H114V259H113V256H112V259L110 258V256H109V258H108ZM108 259H107V261H108ZM130 259V258H129ZM140 259V258H139ZM146 259V258H145ZM191 259V260H190ZM204 259H202L203 260V262L206 260H204ZM208 259V258H207ZM210 259V258H209ZM236 259V258H235ZM249 259V258H248ZM247 259V260H248ZM255 258H253V260H254ZM257 259H258V257H257ZM262 259V258H261ZM260 259V260H261ZM14 260V259H13ZM21 260V259H20ZM34 260V259H33ZM38 260V259H37ZM48 260H50V259H48ZM59 260V259H58ZM60 260H59V262H60ZM82 260V259H81ZM137 260V259H136ZM175 260H176V258H175ZM175 260H173L174 262H175ZM179 260H181V258L179 259ZM196 260H198L197 262H201V260H199V259H196ZM234 260V259H233ZM256 260V259H255ZM10 261V260H9ZM29 261V260H28ZM27 261V262H28ZM51 261V260H50ZM49 261V262H50ZM53 261H55V259L53 260ZM74 261H76V263L77 264H79L78 263V261L75 259ZM101 261V260H100ZM105 262H106V260H104ZM140 261V260H139ZM148 261V260H147ZM177 261V260H176ZM228 261V260H227ZM231 261V260H230ZM235 261H237V260H235ZM249 261H250V259H249ZM248 261V262H249ZM252 261V260H251ZM11 262V261H10ZM30 262V261H29ZM33 262V261H32ZM38 262H39V260H38ZM48 262V263H49ZM55 262H58L57 260L55 261ZM62 262V261H61ZM71 262H73V261H71ZM70 262V263H71ZM81 262V261H80ZM114 263H115V261H113ZM118 262V261H117ZM151 262V261H150ZM167 262V261H166ZM185 262V263H186ZM194 262H196V261H194ZM207 262V261H206ZM205 262V263H206ZM219 262V261H218ZM3 263H4V261H3ZM25 263V262H24ZM36 263V262H35ZM40 263L41 264H44V263H42V261L40 260ZM47 263V264H48ZM65 263V262H64ZM75 263V264H76ZM82 263V262H81ZM108 263H110L109 261H108ZM162 263V262H161ZM160 263V264H161ZM164 263V262H163ZM168 263V262H167ZM208 263V262H207ZM206 263V264H207ZM213 263V262H212ZM212 263H210V264H212ZM239 263V262H238ZM255 263V262H254ZM257 263H259L258 261H256V264ZM6 264V263H5ZM29 264V263H28ZM36 264H38V263H36ZM51 264V263H50ZM53 264V263H52ZM61 264V263H60ZM63 264V263H62ZM66 264V263H65ZM100 264V263H99ZM104 264V263H103ZM110 264H112V263H110ZM148 264H150V263H148ZM152 264H153V262H152ZM155 264V263H154ZM169 264V263H168ZM178 264H181V262L179 261V263ZM189 264H191V263H189ZM194 264V263H193ZM201 264H202V262H201ZM209 264V263H208ZM229 264V263H228ZM231 264V263H230ZM240 264V263H239ZM245 264V263H244ZM250 264H251V262H250ZM260 264V263H259Z\"/></svg>","mask_w":264,"mask_h":264},{"label":"rangeland","instance_id":"rangeland-1","mask_svg":"<svg viewBox=\"0 0 264 264\" xmlns=\"http://www.w3.org/2000/svg\"><path fill=\"white\" fill-rule=\"evenodd\" d=\"M125 1H128V0H125ZM129 1H133V0H129ZM135 1H133V3H134ZM132 3V2H131ZM132 3V4H133ZM238 10H246L245 8H241V9H238ZM66 11H70L71 13H73L74 11L76 12V10H74L73 8H72V11H71V8H68V10H66ZM69 12V13H70ZM187 12L189 13V12H191V14L189 13V15H192L195 11L193 10V13H192V10H187ZM40 13V12H39ZM194 14H196V12L194 13ZM198 14H200V13H198ZM217 18H220L219 16H216ZM72 19L75 21H72ZM115 22H117V21H115ZM75 23V24H74ZM80 24L78 21H76L75 20V18L74 17H72L71 19H69L68 20V22H66V24H65V29H64V33H65V35H66V38L67 39H65L67 42H66V44L67 45H69V47H68V50L67 49H64L65 51V53H67L68 52V54H70L69 55V57L67 56V58H70L69 59V61H66V64H65V71H66V69H68V67H69V69H71L70 68V66L73 68H75V70H74V68H73V70L75 71H73V70H70L71 72H70V74H69V72L67 73V76H66V80H65V83H63L64 82V80L63 81H60V82H58L57 83V79L55 78H53V76H54V74L55 75H57V73L58 72H53L51 75H53L52 77H51V79H49V81L51 80V82H50V85L52 86V87H54V86H59L60 85V87H59V90H62V92H63V89H64V86H66L67 84H70L71 85V87L73 86V85H75V87H72V88H74V89H77V91H75L74 89H72L71 87L69 88V85H67L68 86V88L67 89H69L68 91H67V89H66V87H65V89L66 90H64V92L63 93H65V91H66V93H68V94H66L65 93V95H64V97L66 98V96H67V98H68V100L70 99V97H71V95L72 94H74L73 96L75 97L76 95H77V99L76 98H74L73 100V103H72V100H70V101H68V105H69V103H71L72 104V106L74 107V106H77V108L75 107V108H73L72 106L70 107V105L68 106V105H66V107H69V108H66V110H67V113H69L68 111H72L73 109H78V111H80L79 112V115L81 114V112H82V116L80 115V117H83V114L85 115V114H87V113H85L86 112V109H85V107H86V104L88 103V102H90V103H92V102H94L95 103V105L97 106V107H99L100 108V111H102V112H100V111H97V115L100 117L99 119H101V116L102 117H104L105 119L106 118H108V115H109V111H110V113H113L112 114V117H109V119H111V120H108V119H106V123H103V122H105V121H103V120H105L104 118H102L101 120H100V122L101 123H99V128L101 129L103 126V124H105L104 125V129H106V128H108L109 129V127H110V129H113V126L111 125L112 123H114V121H121L122 123H124V124H122L121 125V122L119 121V124L117 123V122H115V126H114V129L115 128H117L119 125H121V128H123V130L120 128V127H118V128H120L121 130H119L118 128V131H117V129H116V131L114 132L113 130H111L110 131V129L108 130V129H106V130H104L103 128V131H105L104 133L108 136V134L110 135V133L111 132H113L112 133V136H115L114 138H113V140H111V138L108 136V138H107V136H106V139L108 140L109 138H110V140L109 141H111V144H115L114 142L116 141V143L119 145L120 144V146L122 145V144H124L126 141H127V139H129V140H132V137H134V138H136L137 137V135L135 134V135H132L134 132L136 133V132H141V129L142 128H144L145 127V129H143V132H144V136H146V132H147V136L149 137H147V138H145V137H142V138H140L141 137V134H143V133H139V136L136 138V139H138L137 140V144L135 145V141H136V139H135V141H134V138H133V142H132V144H134L136 147H138L139 146V143L141 142V140L143 139L144 141H142L141 142V145L140 146H142V147H140L141 148V150L143 149V147H145V149L143 150V151H146V149H148V150H151V149H154V151L156 152V150H157V152H156V154H155V152L153 151V152H151L150 151V153H147V152H143L142 154L140 153V152H138V153H140L141 154V156H140V154H136L135 156H134V158H139V159H142V161H146V159H148L147 161H146V164L145 165H147L148 163L147 162H149V166H150V164H151V167H149L148 165H147V168H145V169H143L144 170V172L140 169V171H141V173H143V174H141L140 173V171H139V174L140 175H138L137 173L135 174V172H132L133 174H131L128 170H125L126 169V167L127 166H125V169H124V171H126V174H128V176L131 174V175H136V177L137 178H140V179H143V180H145V176H147L148 174H152V173H156L157 171H159V170H161L162 168L163 169H166L167 171H169L170 169H172L173 168V165H174V163L176 162V165H174V166H176L175 168H173V169H175V171L176 172H174L173 170H171V172H169L168 174H170V175H174L173 173H176L177 174V172H181V175H179L180 173H178L177 175H179V177H178V179L180 178V176H182L183 174H186V171H187V175H185L183 178L181 177L180 179H182V180H184V181H186V179L187 180H189V178H190V182H189V184H191V186L193 187L194 185H196L195 186V188H193V190H192V192L193 193H190L191 194V197H188V199H190V200H186V199H184L183 198V200L182 199H179V198H177V197H175V195H173L171 192H169L168 193V191L166 190V189H163L164 190V193L166 194V191H167V194L165 195L164 193H163V191H162V189H159V191H157V192H159L158 194H159V196H155L156 198L157 197H159V200H161L160 202L162 203V204H164V202H166L165 204L167 205V204H171L172 203V205H170V208L173 210L172 212H171V209H170V211H168V208L169 207H167V210H166V206L165 205H163L161 208H160V210H161V212H160V210H158V209H156V208H154V207H149L150 205H147V204H143L142 202H138L137 200H135L136 202H138L137 204H139V205H137L136 204V202L135 201H133L132 202V200L134 199L132 196H131V198L130 197H126L127 199H124V197L122 196H118V197H120L119 199H117L116 201H113L114 200V198L116 199V198H118L115 194H114V191H115V193L116 192H118V193H116V194H121L122 193V191H124V190H122L121 192H119L121 189H123L122 188V185H121V183H119V184H115V183H112L111 181V183L109 182V179H108V177H106V175H104L105 177H103V175L101 174V173H96V171L94 172L93 170H91L90 171V169H87V173H86V168L85 167H83L82 165V167H83V169H84V173H86L87 174V176L88 175H91L90 177H91V180H93L94 178V180L96 181H94L95 183H91V181L89 180V179H86V178H90L89 176L87 177L86 176V174H85V176L84 177H86V178H84L83 176H81V178H80V180L81 179H83V181H85V182H80V180H78V182H76L75 180L76 179H78V178H76L77 177V175H74V179L73 178H71L70 176V178L68 177V175L67 174H65L66 173V166H64V165H62V163L61 162H58V160H52L54 163H55V161L57 162L56 164H53V165H50V163L48 162V161H45V160H43L41 157H40V155L38 154V153H32V152H30V151H24V152H22V149L23 148H27L28 146H26L25 144L27 143V142H31V144H33V145H36V146H40L39 144L41 143V142H43V140L44 139H42V137L39 135V134H36L37 136H34V134L32 135L31 134V131H32V129L31 128H29L28 129V127L27 126H24V125H22V124H20V123H17V121L14 123V126H11V125H6V124H4V127L6 126V128H8V130H9V132H10V134H13V136H14V138L15 139H17L19 136H20V134L21 135H24V137L26 138V143L24 142V143H21V141L20 142H18V140H17V144H15V146H17V147H14V149L15 150H17L18 151V153L19 154H22V156L20 157V158H18V160L17 161H14L15 162V165H17V163H19V162H21V161H23L24 162V164H23V166H22V164H21V167H23V168H21V167H19V168H17V167H14L15 165H14V163H13V161H12V163L13 164H11V160H10V158H9V156H11L10 154H8V155H5V157L7 158L6 160H4L3 162H2V164H4V165H7V166H11V165H13V166H11V167H8V172L12 175V177H15L16 178V180L17 181H19L20 180V183L22 184V186H23V188H25L26 190L28 189V186L27 185H25L26 184V179H27V184H28V182H29V180H31V184H30V182H29V188H33V187H35L36 189H34V190H36L37 191V189H39L40 187L39 186H41L42 184H44V185H42L41 187L42 188H40V190L42 189L43 190V192H45V191H51V189H53V188H55L56 189V191H57V195H54V196H56L57 198H59L58 199V202L59 203H61V204H59L60 206H61V214L62 215H64V216H62L61 218H60V220H66L65 222L68 224V222L70 221L71 222V226H73V224L75 225V224H77V225H75V226H73V228L71 227L70 228V225L68 224V226L66 227V226H63L64 227V230L62 229V225H60L59 226V224L57 223V228H56V230H57V235L59 234V231H61L62 230V233H63V231H65V228H66V231H67V228H68V231L71 229V230H73L74 229V227L76 228V230L74 229V232H75V234H73V231H69V233H68V231L65 233H63L62 235L61 234H59V236L60 237H58L57 238V240H59V241H57L56 240V237L54 238V236H52L53 238L52 239H48L47 240V242H45L44 241V239H38V238H35L34 236H33V234H35V233H32V234H29V233H31L30 231H26V230H23L24 232H21V230L24 228H22V227H20L21 225V223L23 222H27V221H24V220H28V218H31V217H33V216H38V215H40L41 216V213L40 212H36V213H28L27 212V210L26 209H24L26 206H27V209L29 208V207H31V206H33V204L35 203V204H40L41 206H42V208L44 207V209L47 207V206H49L48 204H45L44 203V201L48 198V197H51V196H53V195H49L48 196V194H45V195H41L40 196V198L39 197H29V196H27V195H29V194H22V193H20V197H16V196H14L13 198H11V199H8V200H6V201H3L2 202V200H0V216L1 215H3V216H6V218L4 217H0V218H2V220L3 221H5V220H7L8 221V223H7V221H5L7 224H9V226H11V227H8V228H4V227H2L1 228V226L2 225H0V250H2L1 251V256L0 257H2L1 259H2V264H36V263H38V264H41L40 263V260L42 261V263H44V264H47L50 260V262L48 263V264H75L76 263V261H74L75 259L78 261V263L79 264H110V263H112V264H148V263H150V264H152V262H153V264L155 263V264H160L161 262V264H178L179 263V261L181 262V264H189V263H191V264H201V262H202V264H206L207 262L210 264V263H212V264H250V262H251V264H256V261H258L260 264H264V257H263V255H264V192L262 191V190H260L259 189V187L260 186H263L264 185V169H261L260 167H261V164H258V163H263L264 162V140L262 141V138L264 139V125H263V123H264V105H262V104H264L263 102H264V100H263V98H264V96L262 97L261 95H264V94H261V93H263L264 92V90H263V88H262V86H260L261 85V83L260 82H262L263 84H264V77L262 76L261 78L263 79V80H261L260 82H259V80H260V78H259V80H258V78H257V76L256 75H254L252 72H254L252 69H250L249 67H247V66H245L244 65V63H243V67H244V72L242 73V69H240V67L239 66H241V64H239L238 63V61H235L236 63H234V61H233V63H234V65L235 64H237V66H238V68L236 67V65L234 66L233 64V66L235 67H233L232 65H231V63H232V61H229V60H226L225 61V64L226 63H228L229 62V64L232 66V68H234V69H236V70H234V69H232L231 71H232V74H233V76L234 77H232V74H231V71L229 70V72H228V69H229V67H230V65H228L227 64V66H228V68L227 67H225L224 65L222 66V71H220V70H216V71H214L213 69H211L210 70V68H209V74H211V73H213L214 72V74H212L211 76L208 74V69H206V70H202L203 72H205V75H203L202 76V78H204V79H206L205 80V82L208 80L209 82H211V84H209L208 82H206V83H204V84H207V86L209 87L210 85H212V83H213V85H214V80H216V82L217 83H219V84H221L223 81H224V83H222V85L223 86H220L219 84H218V86H219V88L217 87V83H215V85H216V87H215V85H214V88H213V86H210V89L206 86V85H204V84H202L201 85V83L204 81V79H200V74H201V72L202 71H200V73L197 71V69L196 68H198L197 67V65L195 66L196 68H192V71L190 72V75L191 76H193V77H191V78H194L195 77V74L197 75V74H199L198 76H196L195 78L197 79V77H199L198 79H197V81L198 82H195V80H193L195 83H193L192 81V83L193 84H196V86L194 85V87H196V88H198L199 86V88L201 89V93H199L200 92V89H197V90H195L196 88H194V89H190V91L192 90V91H194V93H196V94H192L191 92H189V96H187V95H184L186 92H188V90H189V87H188V83L190 84V86H193V84H191V82H189V78H188V81H187V79H186V81L188 82H186V81H184L185 83H183V80L181 79V77H179V75L177 76V75H168V74H164V76L165 77H170L171 78V76H173V78H171V81L170 80H168V79H170V78H165L164 76H161V78H157V77H150V79H152L153 80V78H154V81L155 82H153V85H159L160 83H161V85H162V87H163V85L164 84H166L167 83V85H164L165 87V89H157L158 90V92L156 91V90H154V89H151L152 91V93L151 92H148V93H146L147 95H140V102H142L143 104H144V106L142 105V107H141V105H138V106H135V108L134 107H130V108H128V110H127V107H126V110L128 111H124L123 109H125L124 108V106H122V108L121 107H119V106H116V107H119V108H121L122 110H120V109H118V111L120 110V112L122 111H124V113H122V115H124L125 116V119H126V121L124 120V122H123V119H124V117H120L118 114H120V112H118L117 111V109L116 108H114L112 105H110V106H112L113 108V110L114 109H116L115 111H111V108H110V106L108 105L109 103H107L109 100H110V104H112L113 102L115 103V98L117 97V98H119L120 100H124V98H125V100L124 101H126V99L128 98V99H130V98H132L133 96L131 95V94H133V93H127V95H130V96H128L127 98H126V94H124L123 96H121L120 97V95H122L123 93H126V92H121V94L120 93H117V94H114V92L113 93H111L112 91L110 90V94H111V96H110V94H109V91H108V88H106L105 89V87H100L99 85L97 86V81H96V79H94L95 78V72L94 71H92V70H94L92 67L93 66H91V64H89V61L88 60H91V59H95L94 58V56H99L100 58L102 57V56H100V51H97L96 52V54H95V47L96 46H94L95 44L94 43H92V41L90 40V38H91V32L89 31L90 29H88L87 27L85 28V30H82L83 29V27H79L78 26V24ZM200 24H205V23H200ZM6 25V26H5ZM1 24L0 25V31H1V33L0 34H3V33H6L7 34V32H9V30H10V32H9V34L11 35V36H13L14 38H15V36L17 37L16 39H19L20 38V33L18 32H16L18 29L17 28H19V27H15V26H12V27H10V25H7V24ZM43 25V24H42ZM76 25V26H75ZM208 25H214V22L213 21H210V22H208ZM8 26V27H7ZM2 28V29H1ZM10 28V29H9ZM67 28H69V29H67ZM71 28V29H70ZM240 28H242V27H240ZM240 28H238L239 30H242V29H240ZM5 29H7V30H5ZM81 29V30H80ZM14 32H13V31ZM30 30H32V29H30ZM66 30V31H65ZM70 31V33H69V31ZM80 30V32H78ZM2 31H4L3 33H2ZM6 31V32H5ZM33 31H35V29L33 30ZM33 31H30V32H32L33 33ZM82 31V32H81ZM73 33V34H72ZM79 33L81 34V35H83V38H84V40L85 41H83L84 43H82V41H79V40H76V36L77 35H79ZM90 33V34H89ZM19 34V35H18ZM68 34V35H67ZM15 35V36H14ZM70 35V36H69ZM19 36V37H18ZM68 36V37H67ZM35 38V37H34ZM80 38V37H79ZM20 40V39H19ZM18 40V41H19ZM22 40V39H21ZM65 40H64V42H65ZM75 40V41H74ZM23 42V41H22ZM25 42V41H24ZM41 43V42H40ZM70 43H71V45H70ZM73 43L75 44H79L78 46H76V44L74 45V47H71L72 45H73ZM86 44V45H85ZM64 45H65V43H64ZM67 45H65L66 46V48H67ZM80 45H82V47L80 46ZM88 45V48H89V50H88V48L86 47ZM92 45V46H91ZM90 46V47H89ZM71 47V48H70ZM87 48V51L89 52V56L90 57H93V58H91L90 59V57L86 54L87 53V51H86V55H87V58H85V56L86 55H84L83 54V52H82V48L83 49H86ZM93 48V50H92V48ZM76 48V49H75ZM79 48V49H78ZM69 49H72L71 51L69 50ZM81 49V50H80ZM0 50H1V48H0ZM76 50V52H74ZM67 51V52H66ZM81 51V52H80ZM92 54H91V53ZM72 53V54H71ZM75 53V54H74ZM262 54V53H261ZM73 55H75V59L73 60V58H74V56L72 57ZM79 55V60L77 59V57L76 56H78ZM82 56V57H81ZM83 56H84V58L86 59L85 61H84V58H83ZM264 56V55H263ZM88 57H89V59H88ZM177 57V56H176ZM175 57V58H176ZM82 58H83V61H82ZM88 59V60H87ZM177 59V58H176ZM25 62V61H23V60H19V62ZM78 61H81L82 62V64H81V62H78ZM88 61V62H87ZM92 61V60H91ZM90 61V62H91ZM19 62H18V64L17 63H15V64H17V65H19L20 66V64H19ZM85 62H87V63H85V65H84V63ZM169 62H173V60H170ZM241 62V61H240ZM68 63V64H67ZM14 64V65H15ZM21 64H23V63H21ZM25 64V63H24ZM89 64V65H88ZM239 64V65H238ZM17 65H15L16 67V69H17ZM66 65H68V66H66ZM75 65V66H74ZM77 65H80L79 67H81V68H79ZM19 66H18V68H19ZM24 66V65H23ZM26 66V65H25ZM24 66V69L25 68H27V67H25ZM77 66V67H76ZM88 66V67H87ZM67 67V68H66ZM82 67H83V69H82ZM87 67V68H86ZM92 69H91V68ZM246 67L248 68L247 70H246ZM199 68H202V69H205V68H203V67H199ZM224 68V69H223ZM227 68V69H226ZM21 69L23 70V68H22V65H21ZM88 69V70H87ZM194 69V70H193ZM196 69V70H195ZM231 69V68H230ZM249 69H250V71H251V73H252V75H249L250 74V71H249ZM22 70H20L21 71V73H23L22 72ZM77 70V71H76ZM80 72H79V71ZM191 70V69H190ZM224 70V71H223ZM227 70V71H226ZM241 72H240V71ZM16 71H18V70H16ZM197 71V72H196ZM220 71V72H219ZM236 71H239L238 72V74H237V72ZM19 72V71H18ZM30 73H31V71H29ZM85 72V73H84ZM196 72V73H195ZM202 72V73H203ZM211 72V73H210ZM217 72H219V73H217ZM224 73V75L225 76H223L222 74ZM234 72H236V75H238V77L237 76H235V73ZM29 73V74H30ZM226 73H228V74H231L230 76H231V80H233V79H235V78H245V75L244 74H248L250 77L251 76H255V78H253V77H249L248 75V77L246 76V78L245 79H248V81L246 80H243V79H241V81L240 80H238L239 82H235V83H237L235 86H234V89H235V87H236V89L237 90H240V91H237L236 89H235V92L233 93L232 92V94H233V96L235 95V97L237 98L238 96H239V94H240V96H241V94H242V97L240 98V100H239V97L237 98L239 101H237V99H235V97H233L232 95V97H230V95L228 94V93H230L231 94V92H227V91H229V89H227L226 88V85H228V84H230L231 82H230V80H228V79H230L229 78V76H226L227 74ZM74 74V75H73ZM82 74V75H81ZM216 74H219L218 76H219V78H218V81H217V79L215 78L214 79V76L216 75ZM223 76V78L224 77H227L226 79L224 78V79H222L221 77V75ZM24 75V74H23ZM50 75V74H49ZM160 75V74H159ZM206 75H209L211 78L210 79H208L209 78V76L207 77ZM240 75H243L242 77H240ZM72 76V77H71ZM88 76V77H87ZM89 76H90V78H89ZM92 76L94 77V78H92ZM206 76V77H205ZM217 75L215 76V77H218ZM69 77V78H68ZM78 77V78H77ZM84 77V78H83ZM163 77V78H162ZM180 78V80H179V78ZM76 78V79H75ZM81 78H82V81L83 80H86L87 78L88 79H90L89 81H92V82H89V81H87L86 80V83L87 82H89V83H87V84H85L84 82H81ZM158 80H157V79ZM167 79L165 82H162V80L161 79ZM177 78H178V80L179 81H177ZM190 78V79H191ZM223 80V81H221V79ZM233 78V79H232ZM257 78V79H256ZM69 79L71 80V81H69ZM73 79V80H72ZM74 79H75V81H74ZM174 81H173V80ZM175 79H176V81H175ZM200 79V80H199ZM212 79V80H211ZM214 79V80H213ZM254 80L253 82L252 81H249V80ZM185 80V79H184ZM192 80V79H191ZM211 80V81H210ZM220 80V81H219ZM243 80V81H242ZM256 80L258 81V82H256ZM53 81H55V84H54V82ZM164 81V80H163ZM169 81V82H168ZM202 81V82H201ZM213 81V82H212ZM227 81H228V84H227ZM244 81L246 82V83H244ZM69 82V83H68ZM157 82V83H156ZM159 82V83H158ZM179 84V87L178 86H176L177 84ZM182 82V83H181ZM200 82V83H199ZM248 82V83H247ZM252 82V85L250 84ZM60 83V84H59ZM72 83H73V85H72ZM156 83V84H155ZM169 83H170V85H169ZM173 83V84H172ZM198 83V84H197ZM239 83V84H238ZM256 83V84H255ZM257 83H258V88L256 87L257 86ZM53 84V85H52ZM57 84V85H56ZM62 84H65V85H62ZM76 84H78V87L76 88ZM79 84H82V86H84L83 88H81L82 86L80 85L79 86ZM84 84V85H83ZM89 84V85H88ZM91 84V85H90ZM174 84H176V85H174ZM185 85L186 84V86H183V85ZM244 84H246V85H244ZM255 84V85H254ZM63 86V88H62V86ZM180 85H182L183 87H188L187 89H185V88H183L182 87V89H183V91H181L182 89L180 88L181 86ZM240 85V86H239ZM243 85H244V87H245V89H243L244 87H243ZM249 85V86H248ZM89 86H92V87H89ZM98 87V89H99V87H100V89H101V91H102V88H103V90L105 91H103V92H101L100 90H98V89H96L97 87ZM169 86V87H168ZM171 86V87H170ZM174 86H175V88H174ZM202 86H206V89L208 88L209 90H207L208 91V93L210 94L211 92L214 94L215 92H214V89L217 91L214 95H212V94H210V95H212L211 97H209L210 99L209 100H211V102H208V100H204V98L203 97H201L204 101H203V103H202V99H200L199 97L200 96H206L207 98H208V96H209V94L208 93H206L207 91H206V89H205V92L203 91V89H204V87H202ZM240 88H242V89H239V87ZM247 86H248V89H252V90H255L256 89V91H251V90H249L248 91V89H246L247 88ZM251 86H252V88H251ZM253 86H255V87H253ZM259 86H260V89H261V91H260V89H259ZM79 87L81 88V92L79 91L80 89H79ZM86 87V88H85ZM96 87V88H95ZM213 89H212V88ZM221 87V88H220ZM226 88V90H221L222 88ZM238 87V88H237ZM263 87H264V85H263ZM61 88V89H60ZM84 88H85V90H87L86 92L84 91ZM95 88V89H94ZM169 90H168V89ZM173 88V89H172ZM179 88V89H178ZM217 88H218V90H217ZM254 88V89H253ZM72 89V91L71 92H73V93H71V92H69L70 90ZM90 89H92L91 90V92H89V90ZM166 89H167V91H166ZM170 89H172V91H170ZM176 89H178V91L176 90ZM257 89H258V91H259V93H258V91H257ZM53 90H55V89H53ZM159 90H160V93H159ZM162 90H164V91H162ZM173 90H175V91H177V92H174ZM184 90L186 91L184 94L182 93V92H184ZM210 90H212V91H210ZM223 92L224 91V93H222L221 91ZM82 91H84L83 93H85V95L82 93ZM108 91V92H107ZM170 91V92H169ZM181 91V92H180ZM204 92V94L203 95H201L203 92ZM210 91V92H209ZM226 91V92H225ZM234 91V90H233ZM79 94H81L82 96H83V98L86 100V98L87 99H89L88 100V102H86L85 103V100L82 98V96L81 95H79ZM87 92L88 93H91V94H87ZM102 93L101 95H103L102 97H104L103 99L102 98H98V99H100V103H98V102H95V100L94 99H97V97H101V95H98V94H94V93ZM108 94H107V93ZM168 93V94H165V93ZM174 92V93H173ZM180 92V93H179ZM241 92V93H240ZM258 94H261V95H258ZM261 92V93H260ZM17 93V92H16ZM19 93V92H18ZM71 93V95H69ZM159 94V95H157V94ZM174 94V96H173V94ZM199 93V94H198ZM222 95L223 97H227V95H228V97H227V99H221V97H220V95ZM239 93V94H238ZM104 94H106L105 96H104ZM114 94V95H113ZM151 94V95H150ZM152 94H153V96H152ZM162 94V97L160 96ZM164 94V95H163ZM171 94V95H170ZM177 94H178V97H177ZM180 94L182 95V96H180ZM187 94V93H186ZM217 94L219 95V96H217ZM78 95H79V97H78ZM91 95V96H90ZM139 95V94H138ZM150 95V96H149ZM193 95H195V96H193ZM200 95V96H199ZM244 95H246V97H248L249 98V100H248V98H244ZM253 95H256V97L258 98V96H259V98L258 99H254L253 98ZM72 96V97H73ZM80 96H81V100L83 101V103H80V102H82V101H80L79 100V98H80ZM87 96V97H86ZM94 96V97H93ZM132 96V97H131ZM156 96V97H155ZM157 96H158V98H157ZM164 96H166V98H164ZM173 96V98H171V97ZM191 96V97H190ZM198 96V97H197ZM213 96L214 97H216V98H218V99H215V102L216 101H222L221 102V104H220V102H216V104H218V106L219 105H221V107L219 106H217V105H215V106H217L218 107V109H219V111L218 112H216V111H211V109H212V106H213V104L212 103H214L215 104V102L214 101H212V100H214V98H213ZM250 96H251V98H250ZM88 97H90V98H88ZM107 97H109V98H106ZM110 97H111V99L113 100L112 102H111V99H110ZM112 97H114V98H112ZM124 97V98H123ZM136 97H137V95L136 96H134L133 98L134 99H136ZM145 97H147V98H144ZM152 97V98H151ZM170 97V99H172V100H169L168 98ZM188 97V98H187ZM194 97H196V98H194ZM205 97V99H207ZM219 97H220V100H219ZM230 97V98H229ZM255 97V96H254ZM260 97H262V98H260ZM67 98H66V100H67ZM92 98H94L92 101H91V99ZM117 98H116V100H117ZM123 98V99H122ZM144 100H143V99ZM162 99L163 101H161L160 99ZM191 98V99H190ZM193 98H194V100H193ZM213 98V99H212ZM229 98V99H228ZM231 98H233V99H231ZM98 99H97V101H98ZM103 101H107L106 103L105 102H102V103H104L105 104V108H104V110H103V108H101V106L102 107H104V104L102 105L101 104V101L102 100ZM118 99V100H119ZM139 99V97H137V100ZM165 99H167V100H165ZM241 99H243L242 101H241ZM244 99H246L245 101H244ZM4 100V99H3ZM117 100V101H118ZM133 100V99H132ZM143 100V101H142ZM146 100V101H145ZM148 100V101H147ZM156 100V101H155ZM158 100H160V101H158ZM234 101L235 102V104H234V102L232 103V105L234 104V105H236V103H237V105H241L242 103L243 104H246L247 103V105H241V108H240V106L238 107L237 105H236V107L235 108H231L232 106L229 104V101ZM254 100H256V102L257 101H259L260 103H256ZM261 100H262V102H261ZM78 101H80L79 103H80V106H78L79 105V103L77 104V102ZM154 101V102H153ZM159 103H158V102ZM168 101V102H167ZM172 103H171V102ZM175 101H176V103H175ZM186 101H188L187 103H186ZM195 101H198V102H196V103H194ZM199 101H201V102H199ZM227 101H228V103H227ZM246 102V103H244V102ZM249 102V104H248V102ZM144 102H146L147 104V106L145 105V103ZM149 102V103H148ZM151 102V103H150ZM162 102V103H161ZM165 102V103H164ZM186 103V104H184V103ZM193 102V103H192ZM207 102V103H206ZM226 102V104L228 105L229 104V108L232 110L231 112L229 111L230 109L229 108H227L226 106H225V103ZM239 102V103H238ZM242 102V103H241ZM254 102L256 103L255 105H254ZM74 103L76 104V105H74ZM94 103H92V104H94ZM152 103H153V105H152ZM170 104V105H168V104ZM179 103V104H178ZM193 105H192V104ZM199 103V104H198ZM209 103H211V104H209ZM241 103V104H240ZM252 105H251V104ZM83 104V106H85V107H83V106H81ZM98 104L99 105H101V106H98ZM162 104V105H161ZM175 104V105H174ZM182 104V105H181ZM197 104L198 105H200L201 104V106H199V108H196V107H198L197 106ZM222 104H223V106H222ZM115 105V104H114ZM150 105L151 106H153L154 107V109L156 110V107L157 108H159L160 109V107H161V111H165L164 113L163 112H161L160 113V111H159V109H157V111H155L154 109H151L152 107H150ZM155 105H156V107H155ZM160 105V107H158ZM164 105H165V110H164ZM180 105V106H179ZM184 105H185V107H184ZM186 105H188V106H186ZM210 107H209V106ZM256 105H257V108H256ZM259 105H262V107L260 106L259 108H258V106ZM109 106V108H107V109H110L109 111L108 110H106V113L107 114H105V116H103L104 114H103V112L105 111V109H106V107H108ZM139 106H140V108H139ZM181 106H182V108H181ZM192 108H191V107ZM194 106V107H193ZM205 108H204V107ZM215 106H213V108H214V110H218L217 109V107H215ZM231 106V107H230ZM243 106V107H242ZM81 107V108H80ZM82 107L84 108L83 110H82ZM136 107L137 108H139V110H141V111H139V110H137L136 109ZM144 107V108H143ZM150 107V108H149ZM179 107V108H178ZM225 107V109H223ZM249 107L251 110H253L254 111V113L251 111L250 113H251V115H253L252 117L253 118H248L247 117V115H246V109ZM71 108V109H70ZM73 108V109H72ZM81 110H80V109ZM144 109V110H146V111H143L142 109ZM149 108V109H148ZM162 108H163V110H162ZM170 108V109H169ZM172 108V109H171ZM194 108H195V110H194ZM200 108H203V109H200ZM207 108H211L210 110L209 109H207ZM222 108V109H221ZM228 110H227V109ZM239 109V113L237 114V112L236 111H238V109ZM245 108V109H244ZM248 108V110L250 111V109ZM133 109V110H132ZM180 111L181 110V112H180V114L178 113V111ZM186 109V110H185ZM207 111H206V110ZM221 109V110H220ZM234 109H235V111H234ZM243 109H244V112H243ZM85 110V111H84ZM129 110H131V111H129ZM147 110H150L149 112H152V113H150V114H152V115H150L149 114V112L147 113ZM153 110H154V112L155 113H158L157 115H155V113L153 112ZM189 110V111H188ZM199 110V111H198ZM201 110V111H200ZM222 110H227V113H226V111L224 112V111H222ZM135 111H138L137 113L139 114V117H138V114H136L135 113ZM174 111V112H173ZM183 111V112H182ZM198 111V112H197ZM209 111V112H208ZM222 111V112H221ZM228 111L230 112V113H232L233 111L236 113H233V115L232 114H230V113H228ZM99 112V113H98ZM117 112H118V114H117ZM135 113V114H133V113ZM140 112V113H139ZM177 112V113H176ZM199 113V116L197 117V113ZM203 112V113H202ZM205 112H207L206 114H205ZM242 112V113H241ZM102 113V114H101ZM126 113H128L127 115H126ZM130 113L132 114V116L134 117L135 115V117L133 118V117H130ZM141 113H144V114H141ZM145 113H147L148 115L147 116H145L146 114ZM163 113V115L161 116L160 114H162ZM168 113V114H167ZM173 113V114H172ZM194 113V114H193ZM196 113V114H195ZM200 113H202L201 115H200ZM214 114V115H216V114H218V115H216V116H214V117H216L217 119H219L218 120V125H217V119L216 118H214L213 116H211L212 114ZM229 114V115H227L226 117V119H224L225 118V115L224 114ZM241 113V114H240ZM175 114V115H174ZM205 114V115H204ZM209 114H210V116H209ZM224 115V117H223V115ZM247 114H249V112L247 113ZM116 115H118V117H120L121 119H119ZM121 115V114H120ZM128 115H129V117H128ZM140 115H142V116H144L146 119H147V121L149 120V122H150V124H149V126H148V124L146 123L147 121L145 120V118H143L142 116H140ZM152 116L153 117V115H154V119L152 118V117H150V116ZM165 115H167V116H165ZM170 115V116H169ZM185 115V116H184ZM204 115V116H203ZM232 115V119L230 118V116ZM234 115H237V116H239V117H237V116H234ZM244 116L243 117V120H241L242 119V117L241 116ZM250 115V114H249ZM248 115V116H249ZM250 115V116H251ZM261 115L263 116V117H261ZM92 116H94V115H92ZM107 116V117H106ZM110 116H111V114H110ZM115 118H114V117ZM159 116H161V117H159ZM172 116H173V118H172ZM187 116V117H186ZM189 116V117H188ZM201 116V117H200ZM206 116H207V118H206ZM218 116L220 117V118H218ZM229 116V117H228ZM255 116H257L256 118H257V120H261L260 122H255L256 121V118H255ZM88 117H90V116H88ZM117 117V118H116ZM127 117V118H126ZM143 119H142V118ZM147 117H149L150 119H148ZM195 117V118H194ZM200 117V118H199ZM205 117V119H202V118H204ZM209 117L211 118V119H209ZM223 117V119L224 120H226L225 122H224V120H222L221 118ZM235 117V118H234ZM246 117V118H245ZM261 117V118H260ZM123 118V119H122ZM131 118V119H130ZM132 118H133V121H132ZM136 118H138V122L136 121V123L138 124L139 122L141 123L142 121H144L143 123H144V125L146 124V126H148V127H146V126H143V124H141L142 126L141 127H139L140 125L138 124V128H140V129H138V128H136L137 127V125L135 124V126H133L134 124H130L129 125V123L130 122H135V120H136ZM141 118V119H140ZM156 118V119H155ZM159 118H161V119H159ZM170 118V119H169ZM172 118V119H171ZM198 118H199V120H198ZM241 118V119H240ZM140 119V120H139ZM174 119V120H173ZM189 119H192V120H190L189 121ZM195 119V120H194ZM197 119V120H196ZM209 119V120H208ZM221 119V120H220ZM228 119V120H227ZM234 119V120H233ZM236 119H238V121L236 120ZM241 120V122H240V120ZM249 119V120H248ZM112 120H113V122H112ZM151 120V121H150ZM155 120V121H154ZM166 120V121H165ZM183 122H182V121ZM204 121V123H202L203 121ZM213 120H215V121H213ZM229 120H231V121H229ZM233 120V121H232ZM250 120H253V122H250ZM81 121V120H80ZM110 121V122H112V123H108V122ZM146 121V122H145ZM158 121V122H157ZM173 121H174V123H173ZM187 121V122H186ZM199 121H201V123L204 125V127H203V125H201L200 123H199ZM207 121H211V123H215L214 124V127H215V130H214V127L212 126V124L210 123H208ZM221 121L225 124V125H234V126H236V127H232V125H231V127H230V125L227 127H225L224 125H223V123L221 124ZM228 121V122H227ZM235 121V123L236 124H234V123H232V122H234ZM245 121V122H244ZM247 121V122H246ZM68 122L70 123L71 122V120H67V123L65 124V126H66V128H67V130L69 129V132H73L72 134L70 133V135H71V137L72 138H74V136H76L75 137V139L77 140H82L86 145L85 146H87V145H91V146H88L89 147V149H92L93 148V150L92 151H95V152H99V154H100V156L101 157H103V155L105 154L106 155V157H105V155H104V157L101 159L100 157H97V156H95V155H89V153L87 152V151H85V149L84 148H81L80 146H78V145H76V144H74V143H72V142H70L69 141V144H72V146H74L75 145V147L76 148H78V149H82L83 150V152L85 153V154H87L89 157H91L92 159H94L96 162H98V161H100L99 163L102 165V163H103V166L105 165V166H107L108 167V165H106V161L108 160V159H110L111 157H112V155L114 154V152H112V146L110 147V145H108L107 147L109 148V149H111V150H109V149H106L107 147L106 146H104V148H105V150L103 149V147L101 146V144L100 145H98V144H96V142L94 143V141L93 140H90V138L89 137H91V134L93 133V127L91 126H84V127H82L83 128V130H82V128H78V127H80V125L79 124H77L76 122H74V121H72L73 122V124H76V125H71L72 124V122H71V124H68ZM78 122H79V120H78ZM127 122H129L128 123V125H126V123ZM148 122V123H149ZM152 122V123H151ZM156 122V123H155ZM171 122V123H170ZM198 124H197V123ZM205 122H207V123H205ZM230 122V123H229ZM237 122H238V124H240V125H238L237 124ZM248 122H249V126L251 127V130L249 129L250 127L248 126ZM255 122V123H254ZM154 123V124H153ZM175 123H176V125H175ZM181 123V124H180ZM227 123H229V124H227ZM244 123H246L245 125L248 127V129H246V131L244 132V134H243V132H239L240 130H242V128H247V127H245L243 124ZM254 123V124H253ZM257 123H259V125L257 124ZM102 124V125H101ZM109 124V125H108ZM152 124V125H151ZM159 124H161L160 126H159ZM162 124H164V125H162ZM173 124V125H172ZM184 124V125H183ZM222 125V127L226 130L227 128H228V130H230L229 132H227L228 130H226V134H230V136H232L233 135V133H234V135L233 136H236V137H231L232 139L234 138H236V139H239V140H234L233 142H232V139L230 138L229 139V136H228V138H227V136L226 135H224V134H222V133H224L225 132V130H223L222 129V127H221V125ZM241 124H242V126H244V127H242L241 126ZM250 124H252V125H250ZM260 124H261V126H260ZM107 125H108V127H107ZM111 125V126H110ZM156 125V126H155ZM166 125V126H165ZM177 125H179V126H177ZM192 125V126H191ZM194 125H196V127H193ZM205 125H208L207 127L205 126ZM254 125V126H253ZM74 126H76L77 127V129H79V130H77L76 128H74ZM106 126V127H105ZM117 126V127H116ZM123 126H125V130H124V127ZM126 126H128V128H129V131H134L133 133L131 132V134H129V133H127V130L128 129H126L127 127ZM134 128H133V127ZM150 126H151V128H150ZM153 126V127H152ZM169 126H171V127H169ZM173 126H174V128H173ZM175 126H176V129H175ZM185 126H186V128H185ZM201 126V127H200ZM212 128L211 130H210V127ZM220 126V127H219ZM10 127V128H9ZM26 127V128H25ZM69 127V128H68ZM71 127H73L72 129H70ZM112 127V128H111ZM182 127V128H181ZM191 127H193V128H191ZM240 127H242V128H240ZM86 128V129H85ZM88 128V129H87ZM90 128H92V129H90ZM135 128L136 129H138V130H136L135 131ZM155 128V131H158V132H155L153 129ZM159 128V129H158ZM166 128H168V129H166ZM171 128H172V130H171ZM190 128H191V130H190ZM202 128V129H201ZM204 128H209V130L208 129H204ZM220 129V130H218V129ZM234 128V129H233ZM237 128H239L238 129V131H236V133H235V130H237ZM252 128L254 129V130H252ZM260 128V129H259ZM263 128V129H262ZM11 129V130H10ZM92 130V131H90V130ZM101 129V130H102ZM130 129H132V130H130ZM134 129V130H133ZM146 129H148L147 131H146ZM152 129V130H151ZM158 129V130H157ZM161 129V130H160ZM163 129V130H162ZM178 129V130H177ZM193 129L196 131H193ZM199 129V130H198ZM231 129H233V131H231ZM263 131H262V130ZM75 130H77L76 132H75ZM81 130V131H80ZM107 130H108V132L109 133H106L107 132ZM151 132H150V131ZM174 130V131H173ZM175 130H177V131H175ZM179 130H180V132H179ZM181 130H182V132H181ZM221 130H223V131H221ZM242 130V131H243ZM250 132H249V131ZM258 130V131H257ZM24 131H27V132H25L24 133ZM82 131H84V132H82ZM87 131H89V132H87ZM122 131V132H124L125 133V135L127 136L128 134L129 135H131L130 137H131V139L129 138V136H128V138L125 136V135H123V133L121 134L120 132ZM148 131L151 133V134H154V136L153 135H151V136H153V137H151L150 135H148V134H150V133H148ZM166 131V132H165ZM199 131V132H198ZM208 131V132H207ZM212 131H215L214 132V134H216L218 131V135H220V136H218L217 134V136H215L214 134H213V132ZM217 131V132H216ZM252 131H254V132H252ZM263 133H262V132ZM13 132V133H12ZM76 134H75V133ZM80 132H82L84 135H82V133L81 134H79ZM171 132H172V134H173V136H172V134H171ZM178 132L180 133V134H178ZM206 132V134H202V133H205ZM212 132V133H211ZM221 132V133H220ZM231 132V133H230ZM238 132L241 134L242 133V136L241 135H239L238 134ZM252 132V133H251ZM259 132V133H258ZM24 133V134H23ZM90 135L89 137H87V135L88 134ZM103 133V135L105 136V134ZM115 133H119V134H121L120 135V139H121V137H123V136H125V138H126V141L125 142H122L123 140H125L124 138H122V140H120L119 142H118V140H119V136H117V135H115ZM127 133V134H126ZM158 133V134H157ZM169 133V134H168ZM174 133H176V134H174ZM184 133L186 134V135H184ZM188 133V134H187ZM191 133V134H190ZM192 133H194V134H192ZM198 133H200V135L198 134ZM212 135V139H211V136L209 135ZM246 133L248 134V137H247V135H246ZM253 134V133H256V134H253V135H251V134ZM262 133V134H261ZM75 134V135H74ZM114 134V135H113ZM118 134V135H119ZM159 135V134H163L162 136L161 135H159V136H157V135ZM166 134H168L169 135V137H173V139H175L174 141H177L178 139H179V141L178 142H174L173 140H172V137L169 139L168 138V135H166ZM196 134H198L197 136H199V137H196V140H197V142L194 140L195 139V136H196ZM202 134V135H201ZM208 134V135H207ZM16 135H18V136H16ZM28 135V136H27ZM79 135V136H78ZM123 135V136H122ZM174 135H175V137H174ZM189 136V138H188V136ZM193 135V136H192ZM195 135V136H194ZM206 136V138H207V136L210 138V139H206V138H204V136ZM214 135V136H213ZM225 136L224 138H226V139H224V138H222L221 139V137H223V136ZM244 135H246V136H244ZM250 135V136H249ZM255 135V136H254ZM116 136H117V138H116ZM143 136V135H142ZM160 136L162 137V138H160ZM201 136V137H200ZM203 136V137H202ZM240 138H239V137ZM259 136V137H258ZM17 137V138H16ZM24 137H23V139H24ZM81 137V138H80ZM84 137H85V139H84ZM153 139L154 137H156V138H154V139H157L154 143H153V140L151 139V138ZM167 137V138H166ZM194 139H193V138ZM216 137H218V138H216ZM251 137V138H250ZM257 137H258V139H259V141H258V139H257ZM40 139V140H37V139ZM160 138V139H159ZM164 138V139H163ZM181 138V139H180ZM188 138V139H187ZM198 138V139H197ZM244 138V140H242ZM248 138V139H247ZM11 139V138H10ZM9 139V140H10ZM35 139V140H34ZM65 139V138H64ZM74 139V140H75ZM139 139H141L140 141H139ZM146 139V140H145ZM163 139V142L162 141H160V140H162ZM203 139V140H202ZM219 139V140H218ZM223 139H224V141H223ZM247 139V140H246ZM254 140V141H258V142H254L255 144H253L250 140ZM261 139V140H260ZM28 140V141H27ZM30 140V141H29ZM66 140V139H65ZM80 140V141H81ZM128 140V142L127 143H125L126 144V149L127 150H129V152L127 151V152H125V148L123 147V149H124V151H122V153H129V155L131 154V152L132 151H134L135 150V146L134 145H131V141H129ZM147 140H148V142H147ZM149 140H151L150 142H149ZM168 140H169V143H168ZM170 140H172V141H170ZM188 140V141H187ZM192 141V142H190V141ZM201 140H202V142H201ZM209 141L210 140V142H209V145L208 144H206V141ZM220 141V142H218V141ZM228 140H229V142H228ZM246 140V141H245ZM40 143H39V142ZM45 141V140H44ZM109 141H107V142H109ZM113 141V142H112ZM145 141H146V143H147V145H146V143H145ZM158 141H160V143H162V145L158 142ZM180 141H181V143H180ZM196 143H195V142ZM203 141H205V142H203ZM208 141H207V143H208ZM212 141V142H211ZM217 141V143H214V142H216ZM236 141H240V142H236ZM242 141V142H241ZM248 142L247 144H248V146H247V144L245 143L244 145L245 146H243V145H241V144H243L244 142ZM34 142V143H33ZM35 142H37V143H39V144H37V143H35ZM143 142L145 143V145L146 146H148V147H146L144 144H143ZM157 142H158V144H157ZM166 142L168 143L167 145H166ZM190 142V143H189ZM200 142H201V144H200ZM224 143V145H225V142H226V145L228 144H231L230 146H229V149L227 148L228 147V145L226 146V148H225V146L223 147L222 145H223V143ZM232 142V143H231ZM251 142V143H250ZM259 142H262L263 144H262V146L263 147H261V148H259V146L261 145H258L259 144ZM122 143V144H121ZM149 143H151L150 145H149ZM152 143L153 144H157L156 146L158 147V146H165L166 145V147L167 148H165L164 149V147H163V151H162V147L160 146L159 147V149L157 148L156 149V147L155 146H153L152 147ZM174 143V144H173ZM186 143V144H185ZM195 143V144H194ZM199 143V144H198ZM221 143V144H220ZM233 143H235L234 144V146L235 145H237L236 147H233ZM238 143V144H237ZM249 143L251 144V145H249ZM74 144V145H73ZM93 144V145H92ZM129 144V145H128ZM143 144V145H142ZM160 144V145H159ZM164 144V145H163ZM176 144L177 145H179L178 146V148H180L179 150L177 149V147H176ZM191 144V145H190ZM195 146H194V145ZM257 144V146L258 147H256L255 145ZM19 145V146H18ZM97 145V146H96ZM172 147V146H174L175 145V147H172L173 148V150H176V152H179L180 151V153H176L175 151H173L171 148H170V146ZM184 145V146H183ZM189 145V146H188ZM193 145V146H192ZM207 145V146H206ZM214 145H216V146H214ZM219 145V146H218ZM239 145H241L240 147H239ZM99 146V148L97 149V147ZM128 146H130V147H128ZM151 146V147H150ZM199 146H201V147H199ZM202 146H204V147H202ZM214 147V148H211V147ZM242 146H243V148H242ZM92 147V148H91ZM100 147H102L101 149H100ZM131 147H132V151L130 152V150H131ZM169 147V148H168ZM193 147V148H192ZM206 147H207V149H206ZM210 147V148H209ZM230 147H232L233 148V151L235 152V150L238 148V150H236V152H235V155H234V152L232 151V148H230ZM246 147H247V149H246ZM251 147V148H250ZM41 148V147H40ZM39 148V149H40ZM182 148H184V150L182 149ZM186 148H187V150H186ZM198 148V149H197ZM205 148V149H204ZM222 148H224V149H226L225 151L222 149ZM235 148V149H234ZM246 149V152L248 153V154H250V155H247V153H245L244 152V150L243 149ZM249 148L250 149H252L251 151L249 150ZM98 151H97V150ZM102 149H103V151H102ZM122 149V150H123ZM139 149V148H138ZM168 149V150H167ZM169 149L171 150V151H169ZM182 149V150H181ZM188 149H190L191 151H190V153H189V150ZM200 149H202V150H200ZM212 149H215L214 151H216L214 154H213V150ZM219 149H220V151H219ZM229 151H231V152H229V153H231L232 154V156H230L231 154H229L228 155V150ZM255 149H256V151L258 150V152H256L255 151ZM81 150V151H82ZM99 150H101V152H102V154H101V152L99 151ZM109 150V151H108ZM147 150V151H148ZM166 150V151H165ZM178 150V151H177ZM197 150V151H196ZM203 150H206V152L205 151H203ZM211 150H212V152H211ZM240 150V151H239ZM248 150V151H247ZM106 151H108V155H111V157L110 156H108L105 152ZM158 151H162V154H165V155H167V153L166 152H170V153H168V155H169V158H168V156H165V155H162L160 152L158 153ZM173 151V152H172ZM184 151V152H183ZM187 151V152H186ZM194 151V152H193ZM203 151V152H202ZM224 151V153H225V155L228 157V158H223V157H226L225 155H223V152ZM241 151H243V152H241ZM110 152H112L111 154H109ZM135 152L136 151H134V152H132V154L130 155V156H132V155H134L135 154ZM142 152V151H141ZM165 152V153H164ZM186 152V153H185ZM194 154H193V153ZM218 152H220L222 155L220 156V153H219V155H218ZM250 152V153H249ZM134 153V154H133ZM137 153V152H136ZM151 153H153V154H151ZM173 153H176V154H174V156L175 157H178V159H176L175 157H173L172 155H173ZM189 153V154H188ZM199 153V154H198ZM206 154V156L204 157V155ZM217 153V154H216ZM98 154V155H99ZM144 154V156H142ZM145 154H149L148 156L147 155H145ZM157 154H159L160 156H162V158H164V156L166 157V158H168V159H166L168 162L167 163H169V161L171 160V162H170V164H172V166L169 164V166L171 167H169V169H168V165H166L167 163L165 162V161H163L164 159H162V161L164 162H160V156L158 155L157 156ZM177 154H180V155H178L177 156ZM188 154V155H187ZM192 154V155H191ZM201 154H203V155H201ZM209 154V155H208ZM211 154H213L212 156H210ZM238 154V155H237ZM244 154H246V155H244ZM253 154H254V156L256 157H254L253 156ZM259 154V155H258ZM261 154L263 155L262 157L263 158H261V160H259L260 159V157H261ZM126 156H128V157H130L129 155H127V154H125ZM186 155V156H185ZM189 155H190V159H192L191 161H192V163H190L191 161H190V159H189ZM201 155V156H200ZM218 155V156H217ZM239 157H237V156ZM240 155V156H239ZM138 156V157H137ZM151 156V157H150ZM155 156H157V159H158V162L157 163H163L165 166L164 167H162L161 168V166H163V164H157V163H155L157 160L155 159ZM182 156H183V159H182ZM184 156H185V158H186V161H185V158H184ZM192 156H194L195 158L197 157V158H199L198 160H202V159H200V157L201 158H205L204 159V161L202 160L201 162H205L206 160H209V162H210V165H209V162L208 161H206L205 163H199L200 161H197L194 157H192ZM230 156V157H229ZM233 156L236 158V160L237 161H233V160H235V158H233ZM245 156V157H244ZM246 156H248V158L246 157ZM97 157V158H96ZM110 157V158H109ZM133 157V156H132ZM142 157V158H141ZM143 157H146V158H144L143 159ZM151 158V160H150V158ZM152 157H153V159H152ZM180 157V158H179ZM206 157H207V159H206ZM214 157V159L212 160V158ZM216 157L218 158L217 159V161H216ZM220 157H222L223 159L222 160H224L223 161V164L225 165H223L222 166V160H221V158ZM232 157V158H231ZM241 157V158H240ZM244 157V158H243ZM9 158V159H8ZM106 158H108V159H106ZM113 158V157H112ZM171 158V159H170ZM229 158H231V159H229ZM239 160H238V159ZM246 158V159H245ZM100 159V160H99ZM104 159H105V161H104ZM172 159H173V161H172ZM174 159H176V160H174ZM182 159V160H181ZM187 159H189L188 161H189V164H188V161H187ZM195 159V160H194ZM241 159H243V162H244V164L241 162L242 160ZM248 161L249 163V166L248 165H246L247 164V162L245 161ZM254 159H256V161L254 160ZM9 160V161H8ZM154 160H156L155 162H154V164H153V162H151L150 163V161H154ZM188 164L187 166H186V163L184 164L183 162L184 161ZM221 160V161H220ZM225 160H226V162H225ZM232 162H231V161ZM250 160H252V161H250ZM258 160V161H257ZM182 161V162H181ZM196 161H197V163H196ZM215 162L216 161V163H218V164H216V163H212V162ZM228 161V162H227ZM230 161V162H229ZM238 161H240L243 165L241 166V163L239 164L238 163ZM260 161H262V162H260ZM9 162H10V164L11 165H9ZM121 162H122V160H121ZM120 162V163H121ZM178 162H181V163H179V164H177ZM195 162V163H194ZM225 162V163H224ZM238 163V165H239V167L237 166L236 167V165H237V163ZM256 162H258V163H256ZM166 163V164H165ZM193 163H194V165L195 166H193ZM198 163H199V165H198ZM208 164V166H206L207 164ZM220 163V164H219ZM234 163V164H233ZM57 164H59L58 166H57ZM61 164V165H60ZM74 164V163H73ZM72 164V165H73ZM77 164V163H76ZM76 164L74 165V168H75V166H76ZM122 164H124V162L122 163ZM182 164L185 166V168H184V166L182 167ZM191 164V165H190ZM206 164V165H205ZM214 164V165H213ZM230 164H231V166H230ZM258 164V165H257ZM56 165V166H55ZM152 165H155L156 167H154V166H152ZM158 165H160V166H158ZM178 165H180V167H182V168H184V169H180V167L178 166ZM202 165V166H201ZM204 165V166H203ZM226 165L228 166V168L229 169H227V167H226ZM233 165L235 166V167H233ZM246 166V168H247V170L249 171V172H247V170L245 169V166ZM263 165H264V163L262 164V168H263ZM24 166H25V169H24ZM64 166V167H63ZM79 168H78V170L81 172V173H83L82 172V167L79 165V163H78V165H77ZM77 166H76V168H77ZM157 166L160 168H157ZM179 168H178V167ZM201 167V168H199V167ZM212 166V167H211ZM230 166V167H229ZM257 166H259L258 168L259 169H261L262 171H261V173H260V170L258 169H256V167ZM54 167V168H53ZM57 167H58V169H57ZM61 167H63V168H61ZM148 167H149V169H148ZM191 167H192V169H191ZM203 167H205V168H207V167H209V169L207 168V169H205L204 170V168ZM214 167V168H213ZM218 167V168H217ZM221 167H223V168H221ZM244 167V169H242ZM64 168H65V170H64ZM109 168V170L111 169V171L112 172H114L115 171V173L117 174V170H115L114 168H110V167H108ZM153 168L155 169V168H157V169H159V170H157V171H154V172H152L151 171V169L153 170ZM186 168H188L186 171H185V169ZM196 168V169H195ZM198 168H199V171L197 172L196 170H198ZM216 168V169H215ZM233 168H234V170H233ZM58 170V172H57V170ZM59 169H61V170H59ZM62 169L65 171H62ZM127 169H129L130 171H131V169H132V167L131 168H128L127 167ZM134 169V168H133ZM147 169V170H146ZM178 171H177V170ZM193 170L194 171V173H191L192 171L191 170ZM212 169V170H211ZM221 171H220V170ZM238 169H240V170H238ZM254 171V169H255V171L253 172V174H252V171ZM88 170L90 171V173L92 172V174H90L89 172H88ZM166 170H164V171H166ZM180 170V171H179ZM184 170V171H183ZM190 170V171H189ZM200 170H202V171H200ZM204 170V171H203ZM215 170V171H214ZM227 170V171H226ZM230 170H232V171H230ZM237 170V171H236ZM61 171V172H60ZM127 171L129 172V173H127ZM134 171V170H133ZM150 171V172H149ZM173 171V172H172ZM218 171V172H217ZM224 171V172H223ZM228 171H230V172H228ZM244 171V172H243ZM257 171H259V172H257ZM59 172H60V174H59ZM63 172V173H62ZM136 172H138V171H136ZM152 172V173H151ZM206 172V173H205ZM207 172H209V173H207ZM226 172V175H224V178H220V176H221V174H224ZM227 172H228V175L230 174V177H228V175H227ZM236 172H237V175H238V177H237V175H236ZM240 172V173H239ZM241 172H243L242 174H241ZM246 172H247V175H246ZM256 172V173H255ZM80 173V174H81ZM84 173H83V175H84ZM191 174V175H189V174ZM198 173H199V175H198ZM220 173V174H219ZM233 173L235 174V175H233ZM240 175H244L243 177L242 176H240ZM257 173H259V174H257ZM65 174V175H64ZM93 174L96 176L97 174H99V176L97 177V179H96V177L95 176H93ZM118 174H121L120 172H118ZM175 174V175H176ZM192 174H194V175H192ZM205 174V175H204ZM207 174V175H206ZM255 174V175H254ZM261 174H262V176H261ZM18 175V176H17ZM63 177H62V176ZM143 175V176H142ZM176 175V176H177ZM198 175V176H197ZM201 175H203L202 177H201ZM232 175L233 176H235V177H237V178H235V177H232ZM251 175H253L254 177H252ZM17 176V177H16ZM43 176H44V178H43ZM65 176V177H64ZM100 176H102V180H101V177ZM120 176H124L123 178H125V180L127 179L128 181H132V180H130V178L129 177H127V176H125V175H123V174H121ZM142 178H141V177ZM188 176V177H187ZM192 176H194V177H192ZM208 176V177H207ZM210 176V177H209ZM223 176V175H222ZM221 176V177H222ZM251 176V177H250ZM256 176V177H255ZM258 176H259V178H258ZM30 177V178H29ZM67 177V178H66ZM192 177V178H191ZM200 177H201V180H200ZM225 177H227V178H225ZM239 177H241V179L239 178ZM246 177V178H245ZM261 177H263V178H261ZM26 178V179H25ZM42 178L44 179V181L42 180ZM63 180H62V179ZM103 178H105V181L103 180ZM129 178V179H128ZM186 178V179H185ZM198 178H199V180H198ZM205 178H207V180L205 179ZM218 178V179H217ZM231 178V179H230ZM233 178V179H232ZM237 179V180H235V179ZM240 180H239V179ZM248 178H250V180L248 179ZM252 178V179H251ZM253 178H255L254 180H253ZM24 179V180H23ZM47 179V180H46ZM73 179V180H72ZM85 179V180H84ZM99 179H100V181L101 182H99ZM202 179H203V181H202ZM205 179V180H204ZM244 179H246V180H244ZM257 179V180H256ZM69 181L68 183H66L67 181ZM87 180V181H86ZM176 181H178L177 179H175ZM192 180H193V182H192ZM208 180H210L209 182H208ZM243 181V182H240L241 183V185H243L242 186V188H245V186L246 185H248L249 183H250V181H254V182H257L258 180H259V184H256V183H253V181L248 185V186H246V188H245V190H247L248 188H250L252 185H253V187L252 188H258L257 189V191H256V189L255 190H252L253 191V193H252V191L249 193L250 195H251V197L249 196V194L247 195V196H245L244 195V192L243 191H236L235 192V194H232L233 192H228L227 193V200L224 198V196L222 197V195L223 194H225V192L223 191V190H225L226 188L224 187L226 184H228V185H230L231 183L232 184H234V185H239V187H241V185H240V183H237L236 181ZM32 181H33V183H32ZM40 181H42L41 183H39ZM70 181H72V182H70ZM88 181H90V182H88ZM92 181V182H93ZM104 181V183H102ZM146 181V180H145ZM195 181V182H194ZM221 181H223L222 183H220ZM232 181V182H231ZM238 181V182H239ZM246 181V182H245ZM22 182H24L25 184L23 185V183ZM45 182V183H44ZM86 182H88V184H86ZM107 182H109V183H107ZM212 182H214V184H212ZM226 182V183H225ZM228 182V183H227ZM231 182V183H230ZM234 182V183H233ZM38 183H39V185H38ZM60 183H62L61 185L62 186H60L59 184ZM71 183V184H70ZM75 183H78L77 185L75 184ZM80 183H82V185H80ZM83 183H85V185H88V186H85V187H87V191L85 190L86 188L83 186ZM92 185H91V184ZM96 183H98V184H96ZM107 183V184H106ZM134 182H131V183H129V184H133ZM194 185H193V184ZM236 183V184H235ZM243 183V184H242ZM253 183V184H252ZM260 183H262L263 185H261ZM99 184H101L102 186L105 184V185H108L107 187L109 188V186L111 187V185L112 184H114L113 186L115 187H113V188H110V190H111V192H110V190H109V192L110 193H112L113 192V194H110L109 192H108V188L106 187L105 188V192L104 193H109L110 195H113V197H112V199H111V196L109 197V194H108V198H107V195L106 194H104L103 193V190H102V188L104 189V187H100V185ZM127 184V183H126ZM129 184H127V185H129ZM204 184V185H203ZM224 184V185H223ZM244 184H245V186H244ZM52 187H51V186ZM90 185V186H89ZM95 186V187H92V186ZM96 185H99L98 187L96 186ZM104 185V186H105ZM117 185H118V187L120 188H117L119 191H116V187H117ZM120 185H121V187H120ZM134 185H136L135 183H134ZM216 185H217V187H216ZM219 185V186H218ZM228 185H226V186H228ZM258 187H257V186ZM21 186V185H20ZM57 186V187H56ZM58 186H59V188H58ZM81 186H83V187H81ZM124 186H125V184H124ZM223 186V187H222ZM89 187L91 188V189H89ZM101 188V191L100 190H97V188L98 189H100ZM126 187V186H125ZM216 189H215V188ZM45 190H44V189ZM46 188H47V190H46ZM96 189L95 190V192L94 193H92L90 190H94V189ZM197 188V189H196ZM200 188V189H199ZM251 188V189H252ZM24 189V190H25ZM61 189V194H59V190ZM89 189V190H88ZM112 189H113V191H112ZM180 190H181V187L179 188ZM251 189H249V190H247V191H250ZM23 190V189H22ZM23 190V191H24ZM65 190H67L68 192H67V194H69L70 192H72V194L70 193L69 195H67L66 194V192H65ZM166 190V191H165ZM196 190V192L194 193V191ZM204 190V191H203ZM260 190V191H259ZM39 191V190H38ZM63 191V192H62ZM70 191V192H69ZM90 191V192H89ZM99 191V192H98ZM107 191V192H106ZM74 192V193H73ZM102 192V193H101ZM125 192V191H124ZM123 192V193H124ZM161 192V193H160ZM199 192H200V194H199ZM220 192H222V193H220ZM96 193V194H95ZM99 193V194H98ZM122 193V194H123ZM203 193V194H202ZM231 193V194H230ZM252 193V194H251ZM101 194H103V195H105L106 196V198L107 199H105L104 197L105 196H103L102 195V197H101ZM194 194V195H193ZM207 194V195H206ZM261 194V195H260ZM35 195H37V194H35ZM114 195L116 196V197H114ZM155 195V194H154ZM165 195V196H164ZM171 195L174 197V199L173 200H175V201H172V199H171ZM198 195H200V196H198ZM221 195V196H220ZM230 195V196H229ZM234 195V196H233ZM60 196V197H59ZM79 196H82L83 198L84 197H86V199H88L87 201H85V205H86V203H87V207L89 208H87L83 203L82 204H80L81 206L83 205V207H81L80 205H77L79 202L81 203V202H83V198L82 197H80L79 198ZM124 196H125V194H124ZM167 196H169V198L167 197ZM194 196H197V197H194ZM202 196V197H201ZM231 196H233L232 198H231ZM243 196V197H242ZM248 196H249V198H248ZM21 197H25V198H23V200H22V198ZM161 197H162V199L164 200L163 202H162V199H161ZM165 197H167V198H165ZM172 197V198H173ZM28 198V199H27ZM45 198V199H44ZM122 198V200H124L126 203H127V201H128V203H130V201H131V203L132 204H135L136 205V207H134V205H133V207L131 206V203L129 204V206H126L127 204L124 202V201H122L121 200V202H120V204L122 205H120L119 204V201L118 200H120ZM175 198H177V200L175 199ZM196 198V199H195ZM241 200H240V199ZM247 200H246V199ZM26 199V200H25ZM41 199V200H40ZM105 199V200H104ZM43 200V201H42ZM61 200V201H60ZM109 200L111 201H113V202H116L117 204H118V206L116 205V203H114L113 204V202L111 203V202H109ZM127 200V201H126ZM168 200V201H167ZM169 200H170V203H167V202H169ZM199 200V201H198ZM243 200V201H242ZM252 200H254V201H252ZM259 200V201H258ZM24 201H25V203H24ZM27 201V202H26ZM76 201H78V202H76ZM118 201V202H117ZM177 201V202H176ZM209 201V202H208ZM220 201V202H219ZM245 201V202H244ZM257 201H258V203H257ZM261 201V202H260ZM40 202V203H39ZM108 202V203H107ZM122 202H124V206H123V203ZM135 202V203H134ZM208 202V203H207ZM214 202V203H213ZM9 203V204H8ZM75 205H74V204ZM89 203V204H88ZM174 203L176 204V205H174ZM178 203V204H177ZM261 203V205H258L259 207L260 206H263L262 207V209H263V214H262V209H260L259 208V210H258V207H257V204H260ZM7 204V205H6ZM19 204V205H18ZM30 204H31V206H30ZM34 204V205H35ZM70 204V205H69ZM141 204L143 205V206H141ZM217 204V205H216ZM5 205V206H4ZM9 205V206H8ZM13 205H16V206H13ZM24 205V206H23ZM26 205V206H25ZM45 205H46V207H45ZM90 205H91V207H90ZM92 205H93V207H92ZM120 205V206H119ZM145 205V206H144ZM148 206V209H149V213H150V215L151 216H153L155 213L157 214V215H154L153 217H152V219H151V216L150 217H148L149 216V213H148V209H147V206ZM169 205H167V206H169ZM174 205V206H173ZM179 205V206H178ZM184 205V206H183ZM226 205V206H225ZM249 205V206H248ZM255 205H256V207H255ZM8 206V207H7ZM29 206V207H28ZM65 206H66V208H65ZM73 206V207H72ZM77 206H79V207H77ZM137 206H141L142 208L141 209H143L144 208V211H146V209H147V212H144L143 210H141L140 209V207H138L140 210H138V208H137ZM177 206H178V208H177ZM202 206V207H201ZM10 207V208H9ZM12 207V208H11ZM78 208V210H76L77 208ZM129 207V208H128ZM132 207V210H134L135 212L137 211V213H135L134 211H132L130 208ZM163 207H164V209H163ZM173 207V208H172ZM181 207H183L182 209H181ZM205 207L207 208V209H205ZM237 207V208H236ZM4 208L6 209V210H4ZM73 208V209H72ZM82 208H83V211H81L82 210ZM91 210V211H89V213H88V211L86 210ZM136 210H135V209ZM146 208V209H145ZM154 210H153V209ZM201 208H202V210H201ZM226 208V209H225ZM229 208H230V210H229ZM254 208H256V209H254ZM10 209H12L13 211H15V213H17V215L18 214H21V215H19V220H18V218H16L15 219V222L17 221V223H14V221L12 220H10V218H9V216L11 215V213L13 212L12 210L10 211ZM130 209V210H129ZM150 209H152L153 211H152V213L153 212H155L154 214H152L150 211ZM163 209V210H162ZM181 209V210H180ZM184 209H185V211H184ZM188 209V210H187ZM219 209V210H218ZM239 209H241V210H239ZM254 209V210H253ZM18 210H19V212H18ZM26 210V211H25ZM64 210V211H63ZM87 211V213L88 214H86V211ZM156 210H157V212H156ZM200 210L201 211H208V213H209V215H205L204 213L202 214L201 212H200ZM227 210V211H226ZM237 210V211H236ZM257 212H256V211ZM261 210V211H260ZM23 211V212H22ZM24 211H25V213H24ZM79 211V212H78ZM85 211V212H84ZM131 211H132V213H131ZM141 211H143V212H141ZM165 211L167 212V213H165ZM177 211V214H175V212ZM220 211V212H219ZM224 211V212H223ZM249 211V212H248ZM255 211V212H254ZM261 212L260 214H258L259 212ZM6 212V213H5ZM9 212V213H8ZM69 212V213H68ZM78 212V213H77ZM82 212V213H81ZM134 212V213H133ZM160 212V213H159ZM190 212V213H189ZM200 212V213H199ZM225 212L228 214V216L229 217H236V216H238V215H240V216H242L243 217V215L244 216H246L247 215V217H245L247 220H246V222H247V224H248V226H246L245 225V227L246 228H248V230H246V228L245 227H243V225L241 224V223H239V225L241 226H239L238 225V223H237V225L233 228V226L231 225V224H229L230 223V221L231 220H233V218H231V219H228V217H226V214H225ZM253 212V214L255 213V215H256V213H257V216H258V218L260 219L261 217V219H263V220H261L260 219V221H258L259 219L257 218V220H256V217L253 215V214H251ZM75 213V214H74ZM79 214V213H81V214H79V215H77V214ZM107 213V214H106ZM109 213V214H108ZM138 213H140V215L142 216V217H140L139 219H138V216H140ZM142 213V214H141ZM145 213V214H144ZM160 215H159V214ZM165 213V217H166V221L165 220H163L162 222H160L161 221V219H162V214H164ZM231 215H230V214ZM6 214H8V215H6ZM24 214V215H23ZM27 214V217H24L25 215ZM34 214V215H33ZM38 214V215H37ZM85 214V215H84ZM93 214V215H92ZM131 214H132V216H131ZM133 214L135 215L136 214V217H134L133 216ZM138 214V215H137ZM171 214H172V216H171ZM181 214L185 217V218H190L191 220L190 221H194V222H192L191 224L189 223V222H187V223H189L188 225L186 224V219L184 218V217H181ZM220 214V215H219ZM234 214V215H233ZM242 214V215H241ZM251 214V218L250 219H248L249 218V216L248 215H250ZM262 214V215H261ZM33 215V216H32ZM81 215V217H79ZM98 215H100V216H98ZM119 215V218L118 219H120V220H118L117 218H115V217H117ZM146 215V217H144ZM159 215V216H158ZM162 215V216H161ZM171 216L172 218H177L176 220H178V221H176V222H178V223H180V224H175V220H174V222L172 223V221H173V219H171L172 221L171 222H169V220L170 219H168L167 217L168 216ZM174 215V216H173ZM176 215L177 216H179L180 218V220L178 219V217H176ZM236 215V216H235ZM253 215V216H252ZM21 216V217H20ZM30 216V217H29ZM40 216H38V217H36L35 219L36 220H43V219H45V217L44 218H42V216H41V218H40ZM84 216V217H83ZM87 216H91V219L89 218V217H87ZM97 216L100 218L99 220H101L102 218V220L101 221H104V222H101L100 221V223H104L103 224V226L105 225V226H107L108 227V224L110 223V225H109V227H108V229L110 228V227H112V228H110L111 230L109 231V230H105V229H107V227H103V228H100L101 227V225H100V223L99 224H96L95 225V222L93 221V220H95V219H97L98 220V218H97ZM103 216V217H102ZM104 216H105V218H107V220L108 221H106V219H104ZM106 216H109V217H106ZM111 216H113V217H111ZM115 216V217H114ZM158 216V217H157ZM260 216V217H259ZM60 217V216H59ZM58 217V218H59ZM94 217H95V219H94ZM130 217V218H129ZM156 217V219H160V221H159V219H158V221L159 222H157L156 220H154L155 222H157V223H161L162 225H163V223L165 222V223H167V221H168V223L170 224V223H172L171 225L174 227L175 225V227L174 228H172V226H170V225H168V223H167V225L166 224H164V226H162V227H160L161 226V224L160 225H158L157 223H154V221H150V219L151 220H153V218H155ZM165 217H163V219L165 218ZM210 217V218H209ZM218 217H221L222 218V221H223V224H224V226L221 224V221H220V219L221 218H218ZM229 220L228 222L229 223H227L226 224V221H227V219ZM255 218V220H256V224L254 223V218ZM7 218H9V219H7ZM21 218H22V220H21ZM24 218H26V219H24ZM37 218H39V219H37ZM80 218H82V220L81 221H85V219L86 218H88V219H86V221L83 223V222H80ZM92 218H93V220H92ZM141 218H143L142 219V221H141ZM145 218V219H144ZM147 218H149L148 219V221H147ZM174 218V219H175ZM181 218H182V222H181ZM217 218H218V220H217ZM253 218V219H252ZM79 219V220H78ZM112 219V220H111ZM114 219H116V221L115 222H113V220ZM125 219V220H124ZM199 219V221H197ZM22 222H21V221ZM69 220V221H68ZM73 222H75V223H73ZM92 220V221H91ZM96 220V221H97ZM112 221V222H109V221ZM184 220V221H183ZM188 221H189V219H187ZM216 220L218 221V222H216ZM225 220V221H224ZM250 220V221H249ZM254 220V221H253ZM88 221V222H87ZM125 221H127V224H126V222ZM130 221V222H129ZM137 223H136V222ZM197 221V222H196ZM201 221V222H200ZM207 221V222H206ZM258 221V222H257ZM10 222H13V223H10ZM19 222H21L20 224H19ZM90 222H92L91 224H90ZM94 222V223H93ZM108 224H107V223ZM121 223V226H117V224H115V223ZM132 222V223H131ZM150 222V223H149ZM183 222L185 223V225H183ZM199 222H200V224H199ZM225 222V223H224ZM245 222V221H244ZM261 222V223H260ZM85 224V223H88L89 225H88V228H85V227H87V225H83V224ZM96 223H98V221L96 222ZM126 224V225H124V227H126V228H124V227H122V225L123 224ZM141 223V224H140ZM150 224V225H147V224ZM203 223L205 224V226L203 225ZM259 223V225H260V227H259V225H257ZM263 223V224H262ZM13 224H16L17 226L19 225V227L17 228V226L15 227V226H13ZM107 224V225H106ZM113 224H115V225H113ZM131 224V225H130ZM136 224V225H135ZM138 224H140V225H142V228H140L139 230L137 229V225ZM181 224H182V226H184L185 228H186V230H185V228L184 227H182L181 226ZM194 224V225H193ZM217 224H219V225H217ZM246 224V223H245ZM254 224V225H253ZM83 225V226H82ZM92 225V226H91ZM95 225V227H93ZM99 225V226H98ZM130 225V228H128L127 226H129ZM132 225H133V228L134 229H132ZM144 225H147V226H145L144 227ZM156 225V226H155ZM165 225H166V227H165ZM188 226V228H189V231H188V228H187V226ZM189 225L191 226V227H189ZM208 227H211V228H208ZM211 225V226H210ZM214 225V226H213ZM229 225H231L230 227H229ZM13 226V227H12ZM85 226V227H84ZM90 226V227H89ZM99 228V230L100 229H102V230H100V232H98L99 230H98V228ZM153 226V227H152ZM171 227L170 229L168 228V227ZM178 226H180V230L182 231V233H180L179 232V227ZM202 226H204V227H207L208 228V230H207V228H203ZM220 226V227H219ZM238 226V227H237ZM263 226V227H262ZM15 227V228H14ZM58 227L61 229H59V231H58ZM114 227H115V229H114ZM119 227V229L120 228H122L121 230H118L117 228ZM160 227V228H159ZM178 227V228H177ZM181 227H182V229H181ZM202 227V228H201ZM215 227V228H214ZM229 227V228H228ZM243 227V228H242ZM259 227V228H258ZM6 229V231H4V229ZM22 228V229H21ZM86 230H88V231H86ZM90 228V229H89ZM136 228V229H135ZM156 228V229H155ZM159 228V229H158ZM163 228V229H162ZM169 229L168 230V232L167 231H165V229ZM177 230H176V229ZM194 228V230H192ZM221 230H220V229ZM239 228V229H238ZM240 228H242V229H244V233H242V229H241V231H239L240 230ZM258 228V229H257ZM18 229V230H17ZM116 229L118 230V232L116 231ZM125 229V230H124ZM129 229V230H128ZM160 229H162V230H160ZM166 229V230H167ZM173 229L175 230V232H177V233H173L174 231H173ZM199 229L201 230V229H205V231H203L202 230V232L200 231V233H198L199 232ZM229 229H231L232 231H234V233L233 232H231V231H229ZM250 229V230H249ZM90 230V231H89ZM115 230V233L113 232L112 233V231H114ZM156 230V231H155ZM170 230H172V232L170 231ZM191 230H192V232H191ZM196 230H198V231H196ZM210 230V231H209ZM245 230L247 231V233L245 232ZM256 230H257V232H256ZM4 231V232H3ZM26 231V232H25ZM32 232H33V230H31ZM102 231V232H101ZM109 231V232H108ZM120 231V232H119ZM135 231V232H134ZM164 232L163 234L162 233H160V232ZM187 231V232H186ZM208 233H207V232ZM213 231V232H212ZM260 231V232H259ZM9 233V235H8V233ZM16 232V233H15ZM21 232V233H20ZM27 232H29L28 234H27ZM54 232V231H53ZM72 232V233H71ZM90 232V233H89ZM91 232H93V233H91ZM100 233V234H97V233ZM104 232V233H103ZM210 232V233H209ZM219 232H221L220 234H219ZM223 232V233H222ZM230 232V233H229ZM248 232L250 233L249 235H245V234H248ZM3 233V234H2ZM22 234V235H20V234ZM61 233V232H60ZM68 233V234H67ZM71 233V234H70ZM76 233H77V236H76ZM105 233H107L108 235H106ZM139 233H141V236H140V234ZM148 233V234H147ZM154 233V234H153ZM155 233L156 234H161V235H155ZM165 233H168V234H165ZM179 233V234H178ZM187 233V234H186ZM192 233H193V235L195 234V236H193L192 235ZM197 233V234H196ZM203 234V237H206V235L207 234H210L208 237H206V238H204V239H200L199 237L200 236H202V234ZM204 233H207V234H204ZM211 233H213L214 234V237H213V235H211ZM231 234V233H233V237L234 238H231L230 236L232 235H230L229 236V234ZM257 233V234H256ZM2 234V235H1ZM24 234H27L26 236L24 235ZM89 234V239H87L88 238V235ZM96 234V235H95ZM104 236H103V235ZM112 234V235H111ZM137 234V235H136ZM165 234V235H164ZM170 234H174L175 236L176 235H179V237H175L176 238V240L172 237V235H170ZM182 234V235H181ZM184 234H186V235H184ZM201 234V235H200ZM226 234L227 235V237H226V235H225V238L223 237L224 235ZM238 234H240V235H238ZM23 235H24V237L26 238V237H31V239H32V237H34L33 239H35V241L32 239H29V242H31L32 241V244L31 243H29V244H27V246H26V243H25V241H26V239L23 237ZM32 235V236H31ZM75 235V236H74ZM93 235V236H92ZM120 235V236H119ZM126 235H127V237H126ZM155 237H154V236ZM162 235H164L163 237H162ZM166 235H168V236H166ZM183 235H184V237H183ZM188 235V236H187ZM197 235V236H196ZM205 235V236H204ZM217 235V236H216ZM262 235H263V237H262ZM3 236V237H2ZM7 236V237H6ZM20 236V237H19ZM62 236V237H61ZM64 236V237H63ZM99 237V238H97V237ZM109 238H108V237ZM156 236H158V237H156ZM169 236H171L172 238H173V240H171L172 238L171 237H169ZM211 236V237H210ZM221 238V240L223 239V241H221V243H220V238ZM246 236V237H245ZM13 239H12V238ZM22 237V238H21ZM69 237V238H68ZM87 237V238H86ZM91 237V238H90ZM93 237V238H92ZM105 237V238H104ZM118 237V238H117ZM138 237V238H137ZM153 237H154V239H153ZM163 238V240L164 241H167V243L166 242H163L162 243V238ZM167 237H168V239H167ZM183 237V238H182ZM192 237V238H191ZM193 237L196 239H194L196 242V244H194V240H193ZM249 237V238H248ZM8 238V239H7ZM24 238V239H23ZM87 239L86 241H87V244H84V243H86V242H84L83 241V239ZM95 238H97V239H95ZM101 238H104L103 240H105L106 238H107V241L105 240V242L101 239ZM111 238V239H110ZM132 238V239H131ZM156 238H160V239H158V241H160L161 242V244H160V242H158V241H156L157 239ZM165 238H166V240H165ZM171 238V239H170ZM181 239V241L182 240H184V242H185V239L187 240L185 243V245H188L189 244V246H183L184 245V242H180L179 241V239ZM199 239V241L200 240H202L203 241V243L202 242H198V239ZM202 238V237H201ZM209 238H211L212 239V241H213V238H214V242H212ZM3 239V241L5 240V242H3V241H1ZM37 239V240H36ZM99 239H101L102 241H103V243H102V241H99ZM110 239V240H109ZM138 239V240H137ZM148 239V240H147ZM188 239L190 240H193V241H191L190 240V242L188 241ZM208 239V240H207ZM216 239H219V240H216ZM235 239V240H234ZM11 240V241H10ZM25 240V241H24ZM95 240H96V242H98V243H96L95 242ZM98 240V241H97ZM116 240V241H115ZM118 240V241H117ZM140 240V241H139ZM169 240H170V242L172 243L173 241V243L171 244L170 242H169ZM225 240H227V241H225ZM245 240V241H244ZM257 240H258V242H257ZM9 241V242H8ZM23 241V242H22ZM39 241V242H38ZM43 243H42V242ZM51 241V242H50ZM54 241H56V242H54ZM92 241V242H91ZM94 241V242H93ZM109 241V242H108ZM128 241V242H127ZM143 241V243H141ZM154 241H155V243H154ZM178 241V242H177ZM206 241V242H205ZM211 243H210V242ZM217 241V242H216ZM46 244H45V243ZM106 242H108V246L106 245V244H104V243H106ZM111 242H113V244L111 245ZM140 242V243H139ZM144 242H145V244H144ZM174 247L173 249H170L171 248V246H170V244ZM176 242H177V244H176ZM193 242V243H192ZM198 242V243H197ZM207 242H209V244L210 245H212V243L215 245V249H213V247L212 248H210L212 251H211V253H210V249L208 250L207 249V251H206V248H205V243H206V247H210V245L207 243ZM216 242V243H215ZM223 242V243H222ZM226 242H228V243H226ZM252 242V243H251ZM263 242V243H262ZM4 244V245H2V244ZM7 243V244H6ZM41 243V244H40ZM52 243V244H51ZM69 243H71V244H69ZM96 243V244H95ZM101 244V246L100 247H98V245H100ZM151 243V244H150ZM157 243V244H156ZM158 243H159V245H158ZM167 245H166V244ZM179 243V244H178ZM183 244V245H181V244ZM217 243H219L220 244V246H219V244H217ZM231 243V244H230ZM251 243V244H250ZM34 244V245H33ZM38 244V245H37ZM65 244V245H64ZM67 244H69V245H71V248L72 249H70V248H66L68 245ZM73 244V245H72ZM92 244V245H91ZM94 244L96 245V251H94L93 252V250H94ZM98 244V245H97ZM104 244V245H103ZM144 246H143V245ZM148 244H149V246H148ZM158 246V247H156V245ZM175 244V245H174ZM200 244V245H199ZM202 244H204V247H202L203 245ZM208 244V245H207ZM223 244H225V248H227V249H225L224 248V245ZM13 245H14V247H13ZM39 245H42V247L41 246H39ZM63 245V246H62ZM87 245V247L88 246H91L92 248H91V250H92V252L91 253H94L93 255H91V253H90V247H88V252L86 253V251H87V249H84L83 247H85ZM124 245V246H123ZM136 245V246H135ZM146 245V246H145ZM151 245H155V246H151ZM177 245H181V247H179V246H177ZM192 246V248H193V246L195 247H197V249H196V247H195V249H194V252L192 251L193 249L191 248V246ZM213 245V246H214ZM221 245H223L222 246V248H221ZM250 245L253 247V249L254 250H252V249H250V248H252V247H250ZM254 245V246H253ZM3 246H4V248H3ZM8 246V247H7ZM31 246V247H30ZM34 248H33V247ZM44 246V247H43ZM47 246V247H46ZM65 246V247H64ZM74 246V247H73ZM78 246H79V248H78ZM103 246V248H104V246H105V248H104V250H103V248H101ZM107 246V247H106ZM112 246V247H111ZM118 248H117V247ZM122 246V247H121ZM132 246V247H131ZM153 247L152 249H151V247ZM167 246H168V248H167ZM176 246H177V249H175L176 248ZM199 246V247H198ZM22 247H23V251H22ZM26 247H28L29 249H28V251H27V248ZM53 247V248H52ZM60 247V248H59ZM64 247V250H62V248ZM76 247V248H75ZM86 247V248H87ZM108 247H110L111 249H108ZM116 247V248H115ZM147 247V248H146ZM163 247V248H162ZM164 247H166V248H164ZM179 247V248H178ZM183 247V248H182ZM190 247V248H189ZM202 249H201V248ZM236 247V248H235ZM239 247V248H238ZM243 247V248H242ZM21 248V249H20ZM45 248V249H44ZM55 248V249H54ZM56 248H59L60 250L58 251ZM135 248V249H134ZM157 248V249H156ZM159 248H162V249H164L163 251L161 250V252L159 251L160 249ZM182 248V249H181ZM189 248V249H188ZM199 248H200V250H199ZM216 248H219L218 250H219V252H216V254H212V253H215V252H213L214 250H216ZM36 249H39L38 251L36 250ZM52 252V251H54V252H49L48 254H46L49 250ZM54 249V250H53ZM77 250V251H74V250ZM133 249V250H132ZM149 249H151V252L149 253ZM167 249H168V251H167ZM192 249V250H191ZM203 249H204V251H203ZM222 249V251H220ZM4 250V251H3ZM5 250L7 251V252H5ZM32 250H34V251H32ZM46 250V251H45ZM57 250V251H56ZM73 250V251H72ZM86 250V251H85ZM110 250L111 251H113V252H110ZM147 250H149V251H147ZM153 250V251H152ZM158 250V252H156ZM183 250V251H182ZM187 251V250H191L190 252L188 251V252H184V251ZM197 250H199L198 251V253L196 252ZM217 250V251H218ZM32 251V252H31ZM38 253H37V252ZM39 251H40V253H39ZM99 251V252H98ZM101 251V252H100ZM105 251H106V254L108 255V254H111V255H106V257H104L105 256ZM124 251H126V252H124ZM170 251V252H169ZM180 251V253H182V252H184V254L185 255H183V253H182V255L179 253V255H178V252ZM201 251V252H200ZM209 251V252H208ZM229 251V252H228ZM250 251V252H249ZM252 251V252H251ZM255 251V252H254ZM261 251V252H260ZM45 252V254H43ZM59 252V253H58ZM63 252V254H64V256H63V254L61 255L60 253H62ZM95 252H96V254H95ZM103 252V253H102ZM121 252V253H120ZM146 252V253H145ZM173 252V253H172ZM192 252V254H196L195 256L197 257H195V256H193L192 254H190ZM202 252L204 253V255H201V257L199 258L198 256H199V254H202ZM210 253V257L208 256V254H205V253ZM228 252V253H227ZM255 254H254V253ZM5 253V254H4ZM68 253V254H67ZM97 253H99V254H97ZM129 253V254H128ZM135 253V254H134ZM138 253V254H137ZM153 253V254H152ZM155 253V254H154ZM169 253V254H168ZM177 253V254H176ZM187 253V254H186ZM219 253V254H218ZM254 255H252V254ZM32 254V255H31ZM39 254H41L42 256H40ZM56 254V255H55ZM74 254V255H73ZM76 254V255H75ZM89 254L91 255V256H89ZM224 256V257H222V255ZM226 254V255H225ZM262 254V255H261ZM7 255L8 257L6 258L5 256ZM10 255V256H9ZM35 255H36V257H35ZM39 255V256H38ZM44 255V256H43ZM48 255V256H47ZM53 258H50V256ZM119 255V256H118ZM134 255V256H133ZM156 255V257H154ZM189 256V255H192V257L191 256H189V257H187V256ZM205 255H207L208 257V259L207 258H205L206 256ZM231 255V256H230ZM251 255V256H250ZM46 256V257H45ZM55 258H54V257ZM71 257V259H70V257ZM94 256V257H93ZM100 256V257H99ZM109 256H110V258L112 259V256H113V259H114V257H115V259L113 260V261H115V263L113 262V261H111V260H109L108 258H109ZM135 256H136V258H135ZM247 256V258H245ZM5 257V258H4ZM37 257H39V258H37ZM43 258L44 259V257H45V259L47 260L46 262L44 261L43 262V260L41 259V258ZM57 257V258H56ZM60 257H62V259L60 258ZM67 257H69V258H67ZM92 257V258H91ZM96 257V258H95ZM98 257V258H97ZM103 259H102V258ZM152 257V258H151ZM171 257H173L171 260L169 259V258H171ZM181 258V260H179L180 258ZM185 257H187V258H191V259H195V260H191V262L189 261H185L184 262V260H185ZM203 257V258H202ZM217 257V258H216ZM251 257V258H250ZM257 257H258V259H257ZM65 258H67L66 259V261H65ZM73 258V259H72ZM93 258H95V259H93ZM100 258V259H99ZM108 259V261L110 262V263H108V261H107V259ZM130 258V259H129ZM140 258V259H139ZM146 258V259H145ZM175 258H176V260H175ZM186 258V259H187ZM204 259L205 261L203 262V260L202 259ZM210 258V259H209ZM236 258V259H235ZM250 259V261H249V259ZM253 258H255L254 260H253ZM262 258V259H261ZM14 259V260H13ZM21 259V260H20ZM34 259V260H33ZM39 260V262H38V260ZM48 259H50V260H48ZM55 259V261L57 260L58 262H55V261H53ZM60 260V262H59V260ZM68 259H70L71 261H73V262H71V261H67ZM82 259V260H81ZM137 259V260H136ZM196 259H199V260H201V262L199 261V262H197L198 260H196ZM234 259V260H233ZM248 259V260H247ZM261 259V260H260ZM11 262H10V261ZM30 262H29V261ZM101 260V261H100ZM104 260H106V262L104 261ZM140 260V261H139ZM148 260V261H147ZM173 260H175V262L173 261ZM187 260H189V259H187ZM228 260V261H227ZM231 260V261H230ZM235 260H237V261H235ZM252 260V261H251ZM3 261H4V263H3ZM28 261V262H27ZM33 261V262H32ZM62 261V262H61ZM82 263H81V262ZM118 261V262H117ZM151 261V262H150ZM168 263H167V262ZM194 261H196V262H194ZM207 261V262H206ZM219 261V262H218ZM249 261V262H248ZM25 262V263H24ZM36 262V263H35ZM65 262V263H64ZM71 262V263H70ZM164 262V263H163ZM206 262V263H205ZM239 262V263H238ZM255 262V263H254ZM207 263V264H208ZM259 263H257V264H259ZM77 264V263H76Z\"/></svg>","mask_w":264,"mask_h":264}]
</instances>
